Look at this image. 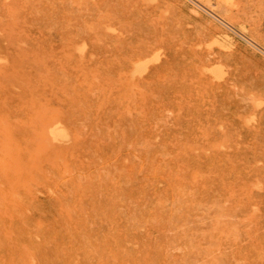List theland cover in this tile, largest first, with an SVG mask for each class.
<instances>
[{
	"label": "rangeland",
	"instance_id": "374dc122",
	"mask_svg": "<svg viewBox=\"0 0 264 264\" xmlns=\"http://www.w3.org/2000/svg\"><path fill=\"white\" fill-rule=\"evenodd\" d=\"M236 1L237 2L239 1V5H238V3L234 4V2H236ZM263 2H264V0H235V1L228 0L227 2H226V0L225 1L224 0H210V5L211 4L216 5V3L218 6L220 5L219 7H217V6L213 7L212 5L211 6L209 5V0H207V1L206 0L205 1L204 0H196V1L195 0L194 1L193 0L192 1L191 0H0V22H1L0 27H3V25H4V28H5V29L0 28L1 29L0 30V55H1L0 56V62H2V63H0V69H1L0 70V156L4 157L1 160L3 163L0 161L1 165L3 164L2 165L3 168H2V166H0L3 169V171H2V169L0 168V171H1L0 172V225L2 224L1 221L3 222V224H2L3 226L2 225L0 226V229H1V227L3 229V230L1 229L2 231L0 230L1 231L0 232V253H1L0 264H2V263H4V264L9 263L10 264V261H11V264H19L20 261H22V262H20V264H31V263L37 264V260L39 261L38 262L39 264H42V262L44 264H50L51 262H52V264H84V263L85 264H110L112 261L116 262V264H119V261H120V263L122 262L121 264H128L129 262H130L129 264H131V262H132V264H137L138 262L137 263H135V262L138 260H140V261L142 260V262L140 264H145V263H147V264H154L155 263L156 264V262H157V264H163L164 262H165L164 264H171V260L173 258L174 259L172 262H175V264H176V262L178 260L180 261L181 256L185 259L186 255H188V254H190L189 255L190 258H188V256L185 260L182 258L180 261L181 262L180 264H184V263L189 264L187 259H189L190 264H192L193 262H194V264H196L198 261L197 258L200 256H198L197 258H194V259H197L196 262L194 259H192V257L193 256L196 257L197 254H200L201 250L199 247L203 248V250L201 252L202 255L200 254L201 256H203V257H201L202 262L199 261L201 264H205V263L216 264V262L219 261L218 259L220 258L221 255H222L221 259L223 258L222 259L223 264H229L231 261L232 262L230 264H236L237 262H238V264L239 263L249 264L251 260L256 261L255 264H257V263L264 264V261H263L264 260V257H263L264 256V248H263L264 242H262V240L264 239V232H263L264 225H262V223L264 224V221H262L264 218V215H262V214H264V111L260 112V110L261 111L264 110L263 109L264 108V60H263L264 59V44H263L264 43V40H263L264 39L263 38L264 12H263V9L261 8V6L264 8ZM236 4H237V6H234ZM240 4H241V6H240ZM238 6L240 9L236 8ZM212 7H213V9H212ZM241 7H242V9H241ZM238 9H239V11H238ZM209 11H211V12H209ZM215 12H217V13H215ZM229 12L232 14H229ZM233 13L234 14L238 13V14L234 15ZM214 15H217V17ZM229 15H230V19H229ZM243 15H245V16H243ZM236 16H238V21L234 20V18L237 19ZM242 16H243V18L246 17L245 18L246 20L243 19ZM226 18H228L229 20ZM247 18L248 19L250 18V20H252V21L250 22L248 20V22H247ZM240 19H243L244 21L240 20ZM239 22H240V24H239ZM253 22H254V24H253ZM249 23L252 25V28H251V26L249 27ZM230 25L232 28L228 27ZM255 25H256V27H254ZM219 26H220V28H218ZM146 28H148V29H146ZM217 28L221 29V30H218ZM254 28H255V30H254ZM259 28H260V30H258ZM6 29H7V32L4 31ZM235 29H237V30H235ZM261 29H263V31ZM256 30H258V31H256ZM241 31L243 34H241ZM249 31H250V34H249ZM8 32H9V34H10V32H12V34L14 36L10 37V35H12V34L8 35L7 34ZM236 32L240 33V34H237ZM251 32H256L255 33L256 35L252 34V36H251ZM260 32H261L260 35H262V40H261L260 35L259 36L257 35ZM6 36L10 37V38H7ZM20 36L23 38H20ZM242 36L247 38L248 40H251V41H248L247 39L243 38ZM248 37H250V38H248ZM26 38H28V39H26ZM29 38H30V40H29ZM33 39L34 40L37 39L38 42L34 41ZM255 39H257V40H255ZM31 40L33 42H31ZM24 41L25 42L29 41V42L25 43ZM159 41H160V43H159ZM30 42H31V45L29 44ZM35 42L38 43L39 45L37 46V44H35ZM21 43L24 45L27 44L28 48L24 45H21ZM32 43H34V45H36V47H35L36 51H35V48H33L34 45ZM242 44H244V45H242ZM259 44H260V46H258ZM22 46L25 49L22 50ZM6 47H7V49H6ZM31 47L33 48L32 50H31ZM20 50H22L23 53ZM229 50H231L232 53H231V51L229 53ZM7 51H10L11 53L9 54ZM31 52L35 53V54H32ZM36 52L39 54L40 57H42L41 59H43V60H40L39 56H36L37 55ZM16 53L17 54L20 53L19 56L22 55L25 57H23V59H22L21 58L22 56L21 57L14 56V55H16ZM223 53H224V55H222ZM6 54L8 57L6 56ZM199 54H201V55H199ZM218 54H220V55H218ZM26 55H29V57L28 56L26 57ZM32 55H35L36 57H38V60H36L37 58L35 56H32ZM9 56H11V57H9ZM13 56H14L15 60L16 59L21 60V61H18V65H19V63L22 62L21 65H19V66L16 65L18 68L15 66V64H14V66L12 65L13 62L15 61L14 60L12 62ZM199 56L200 57L202 56V59L203 58L204 59L201 60ZM218 56H220V57H218ZM222 56H223V58H222ZM32 57H35V58L33 59ZM198 57H199V59H198ZM225 57L228 60H225L224 59ZM9 58L11 59L12 63H10ZM217 58H218V61H216ZM222 59L225 61H222ZM27 60H29V61H27ZM198 60L199 61L201 60V62H199ZM16 61H15V63H16ZM223 62H225V63H223ZM226 62H228L227 63L228 65L226 64ZM196 63H197V66H199V64H200V66L196 67ZM205 63H207V64H205ZM7 64L12 66V67L9 66V67H11L10 70L15 69L13 67H16V69H19L17 71L13 70L14 72L19 71L18 75H16L17 73L14 74V72L9 73L8 72L9 69L7 70V68H6V73L5 72L3 73V71H5V70L4 69L2 70V68H4L5 66L8 67ZM60 65L63 66V69L65 68V70L61 69ZM204 68H206V69H204ZM75 69L79 72V74L82 73L83 76H85V77H83L85 79V81H84V79L81 80L82 75L79 76L80 85L78 84L79 83L78 78H76V76H75L76 73H78L77 71H75ZM209 69L212 71V73H213V71H215V72L212 74ZM20 70H22V71L20 72ZM23 70L25 72L24 73L25 75L23 74ZM81 71H83V72H81ZM8 73L10 74L9 76H8ZM19 73L20 74L22 73V76H24V77H21V75ZM84 73H85V75H84ZM204 73H206V74H204ZM11 74L16 75V76H12ZM207 74H209V76L212 74L213 76L211 75V77L208 78ZM220 75L223 78H221ZM13 77H16V79H17V77L19 79L22 78V80L21 81H19L18 79L15 80V78H13ZM76 81L78 83H76ZM215 81H218V82L215 83ZM220 82H223V83H220ZM90 83H91V85H92V83L94 85L91 87ZM95 83H97V85H99V87ZM75 85L80 86V87H78L79 89ZM81 85H83V87ZM72 86L76 87V88L73 87V89H72L73 92L71 91ZM88 86H90V88H92V89H94L93 88L94 86H97L98 88L95 87L96 90H92ZM100 87H102V88L100 89ZM74 89H75V91H74ZM76 89L79 90L80 93H78L79 91L77 92ZM97 89H98L99 93H97ZM236 89H237V91H236ZM239 89H241V91L243 93ZM87 90H88V94H87L88 98L86 100V98L85 99L82 98L83 97L82 95H84L85 91L87 93ZM5 91L6 92L10 91V94L8 95V97H7V95H5V94H8V93H5ZM92 91H93V93H91ZM244 92L246 94H247V92H250V93H248L246 95ZM76 93H77V95H76ZM89 93H91L92 95L94 94V96L96 95V97H93L95 100L90 99L89 100L90 102L88 101L90 96H92ZM241 93L244 94L245 96L241 95ZM79 94L82 96L81 98L83 100L80 97H78V96H80ZM249 94H251L252 96ZM72 95L75 97H73ZM237 95H239V97ZM87 96L85 95L84 97H87ZM107 96L110 97L109 99L112 100V102H114V103H112L108 99ZM246 96H248L247 100H245ZM250 96L253 97V100ZM6 97H7V99H6ZM76 97H78L77 100H76ZM73 98H75V99H73ZM97 98H100V99L97 100ZM236 98H238V99L240 98V100H242V99H244V100H242L240 102L238 99L236 100ZM78 99L79 100L81 99L82 101L81 100L78 101ZM116 99H118V100H116ZM129 99H130V101H129ZM72 100L76 101V102H74V104L79 102L78 105L76 104V107H74V104H72L73 103ZM84 100L87 102H85ZM91 100L96 102V103H98L100 100H102V102L106 101L107 106L105 103L101 104L99 102V108H101V105L103 107L105 105V107L98 109V113H97V110L96 111H94V110L96 108H98L97 107L98 104H96L95 105L96 107H94V102L92 104ZM127 100L130 102V104L127 102ZM253 101L255 104L253 103ZM81 102H83V104ZM108 102H110L109 103L110 105H108ZM86 103H89V104H86ZM119 103H121V106ZM238 103H241V105ZM242 103H243V105H242ZM111 104H114V106ZM132 104H133V106H132ZM245 104H246V107H244ZM79 105H80V107H79ZM88 105H89V107H88ZM117 105L119 108V112H122L120 114L123 116L127 112L126 113L127 117L124 115L122 118V116L120 117V115H118L119 113L116 112L118 110H115V108L117 109ZM128 105L130 106V108ZM72 106H73L74 111L71 110ZM90 106L91 107L93 106V108H90ZM67 107H71L70 110L72 112L69 111V108L67 110ZM248 107L249 108L251 107L250 110H253V111H250V110L248 111L247 110ZM136 109L140 112L136 111ZM102 110H104V112ZM124 110H125V112H124ZM107 111H109V112H107ZM112 111H114V113ZM101 112L105 116H103V114ZM133 112L136 114H134ZM90 113H91V115H90ZM110 113H111L113 118L109 117V116H111V115H109ZM128 113H130V114H128ZM92 114H96V115H94V117L95 116L96 117L92 118V120L94 119L93 122H92V120H90V117L93 116ZM131 114L138 116V117L136 118L134 116V118H133V116ZM144 114L146 117H144ZM147 114L149 115V117L147 116ZM77 116H79V117H77ZM100 117H103L102 120L104 123H106V119L111 123H109V125H108V122H107V124H104V123L102 124ZM121 118L123 119V121H122L123 124H122V122L121 123H119L118 121L115 122L116 119L121 121L122 120ZM125 118H129L128 119L129 122H127V120ZM76 119H79V120L77 121ZM134 119H136V121L139 120L140 122L138 123ZM150 119L152 121L151 122L152 125L150 124V121H148ZM50 120L52 121V123L50 122ZM95 120H97V122ZM98 120L101 123V125H104V126L108 125V126L107 127L101 126L100 123L98 122ZM94 121H95L96 126L93 127V125H92L93 128L92 127L91 128H92V130L99 129V130H97L98 133H97V131L95 132L96 134L93 133V131L91 132V129H90V126H91V124H94ZM132 121L133 122L135 121V122L133 123ZM90 122H91V124H90ZM125 122L129 123V124L133 123V124H135V126L134 125L130 126V125L126 124ZM116 123H118V124H116ZM124 123L126 126L124 125ZM137 123L139 124V126L137 125L138 127L136 126ZM51 124H52V126H50ZM58 124H60V126ZM120 124L125 127L124 128L125 133H130L131 131H132V133H130V135L125 134L126 135L125 136L124 133H122L123 131L122 132L120 131V129L123 130V127ZM144 124L146 125V127H148V129L145 127ZM97 125H99L101 127H98ZM118 125L121 126L122 128L119 127ZM109 126L111 127V129H109L110 128ZM114 126H115V128H114ZM117 126L120 129H118ZM129 126L132 127V129H129L131 131L128 130ZM141 126H143V129L139 128ZM149 127L151 128V130ZM126 128H127V130H125ZM45 129H46V131H45ZM139 129H141L142 131L141 130L140 131L144 133L143 136L141 135V132L139 131ZM153 129H154V131H153ZM106 130H108V131L106 132ZM115 130H117L118 132L120 131V132L117 133ZM137 130L139 131L140 134H137L138 133ZM159 132H160V135H159ZM107 133L109 134V136L111 133L110 137H112V139L111 138L109 139V144L111 145L112 142L114 143L111 146L107 142L108 141V134ZM48 134H50V135H48ZM153 134H155L154 138L152 136ZM157 134H158V136H157ZM169 134H171V136ZM119 135L121 137H123V135H124V138H122L123 141H120V142L118 141V143H117V140L119 139ZM127 135H128V137H127ZM136 135H138L137 136L138 138L136 137ZM103 136L104 137L107 136V137H105V139H103L104 138ZM117 136H118V139H117ZM140 136H142V139L146 138L145 141L140 139L142 142L144 141L143 142L144 144H142V142L139 140V138H141ZM121 137H120V139H121ZM98 138L100 140L102 139L101 140L102 142L100 140H98ZM158 138H160V139H158ZM171 138L173 140L175 139L174 142L177 141V143H176L177 146L175 148L173 147V145L175 146V143L172 142L173 140H171ZM125 139H127V140H125ZM128 139H129V141H128ZM147 139L148 140L151 139L150 140L151 144H149L150 143L149 141L146 142ZM168 139H170L169 140L170 143L172 142L171 146L167 145V144H170ZM103 140H104V142L106 140V142H107V143L105 142L106 145L108 144L110 147L108 145L106 146L105 143L103 144ZM113 140H115V142ZM130 140H131V142H132V140H133V142H136V141L137 142L131 143ZM138 140L140 141V144L142 145V147L140 146ZM161 140H163V141H161ZM98 141H99V144H98ZM152 142L153 143L155 142L154 145L152 144ZM119 143H121V144H119ZM124 143H125V147H124ZM160 143H162V144H160ZM178 143H179V145H178ZM12 144L16 148L15 147L12 148L13 147ZM132 144H133V147H131ZM134 144L135 145L137 144V147L138 148L140 147V149H138L137 147L135 148ZM147 144H148V146L151 145V147H149V148H152L154 146L156 149H153L154 148L153 147L152 148L153 152L151 149H150V151H149V149L146 150V148H148V146H146ZM95 145H96V147L93 148V146H95ZM99 145L102 146L101 147L102 149L100 148V150H102V152L100 151L98 153ZM128 145H130V146H128ZM161 145H163V146H161ZM23 146H25V147H23ZM103 146L106 148H104ZM113 146H115L116 148ZM167 146L169 149H166ZM111 147H113V150L111 149ZM119 147H121V149ZM7 148H9L10 151H9V149L7 150ZM95 148H98V149H95ZM117 148H119V149H117ZM188 148H192V149H190V152L192 151V153L189 152ZM197 148L199 149L198 150L199 152L196 151ZM92 149H94L96 153L93 152L94 150H92ZM105 149L107 151H104ZM141 149H142V151H141ZM177 149H178L180 154L177 153L178 152ZM187 149H188V152H187ZM193 149H195V151L197 152V153L195 152L196 154L193 152ZM72 150H73L72 153H74V155L71 153ZM115 150H117V151L115 152ZM155 150H157V152ZM180 150L185 155L184 154L182 155ZM86 151L88 152V154H90V157ZM103 151H104V153H103ZM170 151H172V152H170ZM109 152H111V153L113 152V154H111V153L109 154ZM126 152H127V154H126ZM142 152L144 154H142ZM154 152H156V154L157 153L159 154L158 159L159 158L162 159V162L160 160H157L156 154ZM56 153H58V154H56ZM93 153L95 155L98 153L99 156L98 155H96V156H98V158L104 162L103 163L104 165L107 164L106 167L102 166V162L98 158H96V156L93 155ZM101 153L103 156L101 155ZM145 153H147V154H145ZM63 154L65 155L66 159L63 157ZM77 154H78V156H77ZM134 154L137 157H135ZM177 154L180 155L179 156L181 158L180 161H179L180 158L177 157ZM66 155L67 156L69 155V157H73V158L75 157V159L73 161L69 162V160H72L73 158L69 159V157L67 158ZM82 155L83 156L87 155V156H85V158H81ZM91 155H92V157H91ZM107 155L109 157H107ZM110 155H112V156H110ZM123 155H124V158H125V156H126V158L122 159L123 161H121L120 156H123ZM127 155L129 157H127ZM94 156H95V158H94ZM146 156L148 157L149 160L146 159ZM153 156L155 157V159L152 158ZM183 156H186V157L183 158ZM187 156H188V158H187ZM106 157H107V159H106ZM197 157H198V159H196ZM88 158L91 159L92 161H94V160L95 161L92 162ZM102 158H104V159H102ZM116 158L118 159V161H120V164L118 163V165L115 164V162H118ZM128 158L129 159L131 158L132 161L129 160ZM150 158H152V160ZM165 158H166V161H165ZM76 159L80 160L83 165L86 164V166H87L88 162L89 163L91 162V164H89L90 166L88 165V168H87L85 166H82L81 162H79ZM96 159H97V162H96ZM112 159L114 162H112ZM127 159H128V161H127ZM200 159H202V162L200 161ZM64 160H66V161H64ZM124 160H125V162L126 161L127 162L125 163ZM143 160L145 162L148 161L147 163H149L150 165H151V162L153 164L150 166L149 164L145 163ZM155 160H157V161L155 162ZM18 161H20V162H18ZM67 161L70 164H68ZM77 161L79 163H77ZM158 161H159V163H158ZM189 161H191V162H189ZM179 162L181 165L176 166L175 164L178 165ZM206 162H208V163H206ZM17 163L21 167L18 166ZM92 163H95L96 166H99L100 170H102L103 167L106 169L108 167V169L107 170L104 169V171L102 170L104 172V175L102 174L103 173L102 171H101L102 173L98 172L99 168H97V167H96L97 171L94 172L95 169H94V171L92 169H93V167L95 168V165ZM108 163H109V165H108ZM155 163H158L159 165L155 164ZM97 164H99V165H97ZM110 164H112V166H110ZM113 164H115L116 166ZM144 164H145V167H144ZM182 164H185L186 166L182 165ZM122 165H124V167ZM137 165H138L139 169H135V168H137ZM146 165H149L148 166L149 169H147ZM153 165H155V166H153ZM202 165H205V166L202 167ZM78 166L80 168H77ZM15 167H16V169H15ZM22 167H26V168L24 169ZM56 167L58 169L57 172L55 171ZM89 167H91V168H89ZM114 167H115V169H114ZM21 168H22V170H21ZM52 168H54V169H52ZM83 168L85 170H83ZM143 168H146L148 170V172L146 171V169L144 170ZM170 168H171V170H170ZM212 168L213 169L216 168V171L214 172L215 169L213 170ZM23 169H24V171H23ZM116 169H118V170L122 169L123 172L116 171ZM124 169L126 170L127 174L124 173L125 172ZM142 169L146 172L141 173V172H143ZM206 169H208V170H206ZM25 170H26V172H25ZM89 170H90V172H89ZM111 170L115 171V172H112V175H110ZM159 170H161V171H159ZM166 170H168V171L170 170V173L168 171L166 172ZM21 171L25 172V175L27 174V176L23 175L24 174L23 172H22L23 174H21L20 173ZM28 171H29V173H28ZM82 171H84V172H82ZM85 171H87V172H85ZM108 171H109V173H108ZM133 171H134V173H133ZM173 171H174V173H173ZM49 172H50V174L47 175V173H49ZM76 172L77 173L80 172L79 175H81V181H79L80 176ZM88 172L89 173L92 172V174L94 173L95 178H97L96 179L97 181L95 180L94 186H91V185H93L92 182L94 181L93 179H95V178L92 177L93 175H90L91 177L89 176L90 177L89 178L88 174H86ZM105 172L108 173L109 176H106ZM128 172L130 174H128ZM159 172H161V173H159ZM30 173H32V175H30ZM52 173H55V174H52ZM84 173H85V175H84ZM97 173H100V174H97ZM117 173H118V176L120 175V179H122L123 181L118 178ZM132 173L133 174L138 173L139 175L136 174L135 178L132 179V177H134V175ZM59 174H61V175H59ZM65 174H67V175H65ZM73 174L74 175L77 174L76 176H77L78 180H77V178L73 179V177H72ZM123 174L124 175L126 174L127 176L126 175L123 176ZM172 174H173L174 180H173V182H169L168 179L170 177H171L170 180H172ZM205 174H207L208 176ZM210 174H211V176H210ZM45 175H46V178H45ZM56 175H57V177H56ZM100 175L103 178V180L101 182L99 180V179H101V177H99ZM148 175L149 176L152 175L154 177L151 176L152 177L151 178ZM166 175H168V176H166ZM175 175H176V177H174ZM204 175H205V177H204ZM216 175H217V178L215 177ZM16 176H18L19 178H17ZM67 176H69L68 177L69 182L64 185L63 182H65L64 179L66 180ZM141 176L144 179L142 178V180H141ZM145 176H148V177H145ZM22 177H24V178H22ZM32 177H33V179H32ZM104 177H105V179H104ZM125 177H127V179ZM138 177H140V179ZM160 177L163 179V181H162V179H160ZM27 178H29V179H27ZM124 178H125V180H124ZM129 178H131L132 181L129 180ZM147 178H150V183L148 181L149 179H147ZM177 178H179V179H177ZM68 179L66 180V182L68 181ZM70 179H72V180H70ZM89 179H91L92 181H90ZM153 179L154 180L156 179L155 180L156 182L152 181ZM19 180L20 181L24 180L22 182H25V185H24V183H21V184H19V186L24 185L25 189H23V187H21V186H20V188H19V186H17L16 182L18 183ZM52 180L53 181L55 180L56 182L55 181L52 182ZM73 180H74V183L76 180L78 182H80V183L76 182V184L77 185L80 184L81 186H82L81 183L83 181V183H84L83 186L88 184V187L85 186L82 188L79 185L77 186L76 184L72 183ZM87 180H89V181L87 182ZM104 180H106V181H104ZM136 180H139V181H136ZM20 181H19V183H20ZM124 181H126V182H124ZM165 181H166V183H165ZM176 181H177V183H176ZM213 181L214 182L216 181L218 183L217 187L213 186V185L217 184L216 182H215L216 183L215 184ZM224 181H226V183ZM39 182H41L40 184L43 183L44 185L43 184L40 185ZM61 182H62V184H61ZM231 182H233V183H231ZM14 183H15V185H13ZM50 183H52L53 185ZM54 183H57L58 186H57V184L54 185ZM69 183L72 186H69ZM101 183H102V186H101ZM170 183H172V185ZM103 184H105V185H103ZM123 184H125V185H123ZM127 184H129V185H127ZM149 184H151V185L149 186ZM163 184L166 186V187H164V191H163V189H161L164 186ZM231 184H232V186L234 184L235 185L237 184V185L236 186L234 185L233 186L234 188H233L231 186ZM50 185L53 187V190L51 189ZM152 185L153 186L155 185L154 188H152L153 187ZM161 185H163V186L160 188ZM167 185L170 186V188ZM219 185H220V188H219ZM225 185H228V186L230 185V186L228 187ZM12 186L15 189V191L13 190L14 192H11V190L13 188ZM15 186H16V188H15ZM40 186H42V187H40ZM47 186H48V188H47ZM65 186L69 189H67ZM76 186L80 187L82 190L80 188L77 189ZM173 186H175L177 189L175 187L173 188ZM44 187H46V188L44 189ZM55 187H57V189ZM70 187L72 188V190H70L71 189ZM93 187H95V188H93ZM108 187H109V189L111 188L112 191L109 190ZM128 187H129V189H132L133 191H131V190L129 191ZM149 187H150V190H151V188H152V190L153 189L154 190L153 191L148 190ZM223 187L226 189L228 188V191L231 190L230 191L231 195ZM41 188L43 190H41ZM62 188L64 189L65 192L63 191ZM85 188H87V189H85ZM96 188H98V190ZM117 188H119V190H117ZM133 188H135V190ZM180 188H181V190L179 191ZM210 188H211V190H210ZM240 188L242 190H244L243 192H246L245 193L246 196L244 195V197H242L243 200L241 199V195L243 196L244 193H241L242 190L240 191ZM59 189H62V191L60 192ZM74 189H75V193L73 191ZM83 189L86 191L88 190L89 193L84 191ZM157 189L160 190V191L158 190L160 194L157 193V196H156L155 194H156ZM167 189H170V191ZM44 190L45 191L49 190V191L45 192ZM90 190H91V192H90ZM107 190H109L108 194H107ZM146 190L148 191V193L154 192L155 194L154 193L148 194V193H146L147 192ZM161 190H162V193H161ZM184 190H187L188 194L191 192V194L187 195L190 197V199L187 196H186V198L182 196V193H184L183 195L185 196L187 194L186 193L187 191L182 192L181 195H179V193L181 191H184ZM224 190L227 193H226L225 198L223 199V200H225L223 203L222 198L225 195ZM237 190H238V193H240L239 194L240 197L238 195H236ZM24 191H26V192H24ZM35 191H37L38 196L35 195L36 194ZM68 191L73 192V193L69 192L70 193L69 194ZM78 191H79V193H78ZM95 191H97V192H95ZM216 191H218V192L216 193ZM38 192L42 193V194H39ZM49 192H51V193H49ZM62 192H64V193L67 192L69 194V196H68V194H65L66 195V197H65V195ZM6 193H8V194H6ZM83 193H85L86 195H84ZM100 193L102 196H100ZM124 193H126L127 196L124 195ZM167 193H170L171 197H170V194H167ZM175 193H177V195L180 197H178ZM202 193H204V194H202ZM47 194L49 197L47 196ZM72 194H73V196H70ZM194 194H196V195L194 196ZM11 195H13V196H11ZM28 195H30V197ZM40 195H42V198H40L41 197ZM63 195H64V197H63ZM82 195H84V196L82 197ZM142 195H144V196H142ZM152 195L154 198L150 197ZM174 195H176L175 197H178V199L175 198ZM191 195H192V197H191ZM201 195L205 196V197H203V199H202ZM211 195H213V196H211ZM46 196H47V198H45ZM92 196H93V198H92ZM233 196L234 197L238 196V197H235V200H234ZM79 197H81V198H79ZM89 197H90V199H89ZM110 197H111V200H114L113 202L110 201V199H109ZM166 197H167V199H166ZM181 197H182L183 201H184V198L186 201L188 198L190 201H187V202L188 203L190 202V203L184 204L185 202H183V205H182L181 204L182 200H180ZM226 197H228L227 198L228 201L230 199L231 200L233 199V201L230 200L231 202H228L226 200ZM27 198H32V199H30V200L28 199L29 202H27L28 201ZM113 198H115V199H113ZM125 198H127L126 200L128 202L125 201ZM192 198H194L195 200L194 199L192 200ZM208 198H210V199H208ZM214 198H216V200ZM236 198L237 199L240 198L241 201L239 202L240 199L237 201ZM45 199H48L49 201H51V203L50 202L48 203V200H45ZM51 199H53V200H51ZM58 199H59V202L57 201ZM77 199L79 200V202ZM136 199L138 202L135 201ZM173 199L177 200L178 203H179V200L181 202L179 204L177 203V205H176L175 201H174L175 203L172 202ZM205 199H207V200H205ZM217 199H218V202L220 200L222 202L218 203V202L213 201V200L217 201ZM258 199L260 200V203H259ZM99 200H101V201L99 202ZM103 200H104L103 203H105V204L102 203ZM133 200H134V202H132ZM244 200H245V203H244ZM56 201L59 204L63 201H65V203L63 202V204H62L63 207H62V205H60L61 206L60 207L59 204L56 205V203H57ZM97 201H98V203H97ZM148 201H150V202H148ZM160 201H161V203H160ZM191 201L193 203L196 202L198 204H203V205H199V206H197L198 207L197 208L196 205H194ZM198 201H200V202H198ZM211 201H212V204H211ZM234 201H236L237 203L239 202L240 204L238 203V205H237L236 203H234ZM246 201L247 202L252 201L251 202L252 205L247 203ZM44 202H46V203H44ZM52 202H54L55 205H54V203L52 204ZM88 202L90 204H88ZM110 202L112 203V205ZM117 202H118V206H116ZM207 202H208V204H207ZM232 202L234 204V208H237L236 209V213L238 212L237 215L240 214L241 211L243 212V210L246 211V213L244 211L243 213H241V215H239L240 218L242 217L241 221L239 220L240 219L239 216L237 217V215L235 214V209L232 206ZM106 203H107V205H106ZM121 203H123V204H121ZM172 203L175 205H173ZM205 203H206V205H205ZM241 203H242V205H241ZM24 204L31 205L33 209H30L31 206L27 207ZM43 204L46 208L43 206ZM47 204L48 205L50 204L51 207H50V205L47 206ZM98 204L104 205L105 207L98 206ZM222 204H224L225 207ZM228 204L231 205L230 208H232L234 210L233 211L231 209V213L229 212L230 208H229V211H228V209L226 211V208L229 207ZM235 204H236V206H235ZM255 204H257V205H255ZM36 205L37 206L39 205L38 208ZM40 205H41V208L43 207V210H45V212L44 211L42 212ZM93 205H95V206L93 207ZM159 205H160V207H162L161 209H160ZM210 205H211V207H210ZM214 205H216L214 207V209L215 210L217 209L216 210L217 212H215L213 209ZM239 205H241V206H239ZM243 205H246V206H243ZM261 205H262V207H261ZM24 206H25V210H27V211L31 210L32 213H30L28 215L27 211H25L23 209ZM52 206H55L57 208L59 206L60 210L63 212L64 215H66V217L62 214V212L59 209L57 210V208H56V212H54L55 207L53 208ZM185 206L187 208H189V212H188L189 214L185 213L186 211H188V209H186ZM217 206H219V209H220V207H222L221 208L222 210L221 209L219 210L218 208H216ZM250 206L252 209L250 208ZM96 207H98V211H97ZM100 207H102L104 209H100ZM180 207H183V208H180ZM208 207L212 208L214 212L213 211L210 212V208H209V210L205 209V208L208 209ZM244 207L247 208L248 210L250 208L251 211L252 210L255 211V209H256L257 214H256V212H253V211L251 212L249 210L250 214L245 215L249 212ZM62 208H64L65 210H62ZM166 208H167V210H166ZM195 208H197V210ZM223 208H225V211ZM257 208H258V210H257ZM49 209H51V210H49ZM91 209H95V211L98 213H94L95 211L92 212L93 210H91ZM124 209H125V211L123 212L122 210H124ZM158 209L160 210V212H158L159 211ZM174 209H176V210H174ZM183 209H184V211H180ZM193 209H195V212H197L196 215L193 214L194 213ZM240 209H242V210H240ZM115 210H117V211H115ZM146 210H148V211H146ZM218 210H219V212H218ZM39 211L42 212L41 213L42 216H41V214H39L40 213ZM58 211H60V212L57 213ZM149 211H150V213H149ZM9 212H11V215ZM35 212H37L38 214H36ZM91 212H92V214L89 215ZM107 212H110L108 214V216H107ZM115 212L119 213V214H116ZM134 212H136V213H134ZM182 212H184V214ZM226 212H228L230 214H225ZM23 213H24V215H23ZM48 213L52 214L51 215L52 218L53 217L57 218V219L53 218V221H51V224H49V228H48V223L50 222L49 220L52 218H50V216L46 215ZM56 213H57V215H56ZM60 213L63 216H61ZM65 213H67V214H65ZM163 213H166V216H164L162 218V215H165ZM181 213L184 216L189 215V217H185V219H187V220L184 219L183 215L181 217L179 215V217H178V214H181ZM221 213H222V215H220ZM7 214L11 217L9 218V216H7ZM32 214H33V218L29 219L32 217ZM100 214H102L104 216L105 220H104V218H102L103 216L102 217L100 216ZM15 215H16V217H19V218H15ZM30 215H31V217H30ZM34 215H35V217H34ZM58 215H60L62 217V219L60 218V216L58 218ZM81 215L82 216L86 215V217L84 216L85 220L83 219V217H81ZM129 215H131V216H129ZM255 215L260 216V217H256ZM20 216H21V218H20ZM124 216H126V217H124ZM191 216L193 217V219ZM194 216L196 217V219H199L198 223L201 226L198 228L197 227L194 228L195 224H196V226L198 225V223H195L197 220L194 218ZM64 217H65V219H64ZM92 217H95V218L93 219ZM182 217H183V219H181ZM190 217H191V220H190ZM25 218H28L30 221L29 220L27 221V219H25ZM48 218H50V219L47 220ZM66 218H69L68 220H70L72 222H70V221L68 222V220ZM75 218H76V220H75ZM172 218H174V219H172ZM175 218H176L177 222L178 221H180V222L176 223ZM178 218L180 220H178ZM17 219L18 220L20 219V221L23 219L24 223L18 221ZM58 219H61V220H58ZM81 219H83L82 220L83 223H82ZM89 219H90V222H89ZM129 219H130V221H129ZM153 219H155V220H153ZM156 219H157V221H156ZM159 219L162 221L163 220H165V221L160 222ZM235 219L237 221H235ZM45 220L48 222H46ZM56 220H58L57 221L58 223L56 222ZM86 220H88V221H86ZM92 220H93V222H92ZM102 220H104V221H102ZM151 220L155 222V225L153 224L154 222L153 223L151 222ZM167 220H171V222L167 221ZM246 220L247 221L252 220L251 222L253 224L249 223V221H248L249 224L246 222L248 224L247 225L244 222ZM253 220H255V221H253ZM260 220L262 222H259ZM60 221L61 222L63 221V222L61 223ZM78 221H79V223H78ZM80 221H81V223H80ZM131 221H132L134 226L132 225ZM185 221H187V222H185ZM191 221L192 222L195 221L194 225L192 226L191 229L189 228L190 230L188 229L189 231H187V226H188L187 223L191 222ZM29 222H31L30 223L31 226L28 225ZM54 222L57 225L59 223L61 225L60 224L58 226L56 224L54 225ZM96 222H97V224H96ZM156 222L157 223L160 222V223L157 224ZM164 222H165V224H164ZM168 222L170 224H168ZM182 222L186 224V227H185V224H183ZM238 222L239 223L241 222V223L239 224ZM242 222H244L245 225H247V226H244V228L246 227L245 228L246 231H244V234L249 235L251 233V235H249V236H251L250 237L251 240L247 239V238H249L248 235L243 236L244 234L242 233L243 231H241V230L244 229V228H242V226L244 224ZM21 223L24 225L26 223V226H22ZM93 223H95V225H93ZM109 223L110 224L113 223V224L110 226ZM119 223L122 225H120ZM143 223H145V224H143ZM161 223H163L164 225ZM171 223L174 224L173 228L171 227V225H172ZM181 223H182V225H181ZM235 223H237V224L235 225ZM72 224L75 226H73ZM98 224H100V225H98ZM160 224H161V226H160ZM188 224L192 225L193 223H188ZM205 224L207 226H205ZM238 224H239V226H238ZM250 224H252L253 227ZM4 225H5V228H4ZM34 225L37 228H34ZM150 225H151V227H150ZM167 225H168V227H167ZM84 226H85V228H83ZM153 226L156 228H153ZM249 226H251V228ZM261 226H263V227H261ZM26 227H28V230ZM116 227H118V229ZM120 227L122 228V231L125 233H123L119 229ZM161 227L164 229H162ZM170 227L173 230L172 229H171V231L169 230V233L171 232L170 235H174V236H171V240L169 237L170 235H169L168 231L166 230ZM255 227H256V229H255ZM46 228L48 230L50 228L51 229L48 231V230H46ZM179 228H182V229H179ZM240 228H242V229H240ZM9 229H11V230H9ZM41 229L44 230L43 234H42ZM133 229H135V231ZM146 229L148 231H147V234L145 237V232H146L145 230ZM196 229H198V230H196ZM252 229L254 232L251 231ZM13 230H15V231H13ZM116 230L121 231V232H117ZM247 230L248 231L250 230V231L248 232ZM46 231H47V233H46ZM161 231H162V233H163V231H165V232L162 234ZM175 231L177 234H180L178 236V238H177L176 233L172 234V232L174 233ZM178 231L180 233H178ZM184 231H186L187 233ZM192 231L195 232V235L198 233H199L198 235H201L203 232V235L199 236L198 238L201 237L202 242L203 243L205 242V244H203V243L200 244L199 242H197L198 243L197 244L196 240H200V239L197 238L196 240H193L195 235H193L194 233ZM239 231H241V232H239ZM95 232L97 233V235ZM189 232H192V234L191 233L189 234ZM238 232L242 233V235L240 236ZM9 233H11V234H9ZM15 233H16V235H15ZM28 233H29V236H27ZM36 233H38L40 235L37 236ZM118 233H119V236H118ZM259 233H261V234H259ZM33 234H35V235L32 236ZM110 234H111L112 238H111ZM186 234H188L189 236ZM8 235H9V238H8ZM13 235H15V236H13ZM50 235H51V237H50ZM52 235H54V236H52ZM108 235H109V237H108ZM163 235L164 236L167 235V236H165V238H164ZM255 235H256V237H255ZM11 236H12V239H11ZM40 236H41V238H39ZM91 236L96 239V241H95L96 243L93 242L94 238H93V240H91V239L89 240V238H92ZM125 236H126V238H125ZM128 236H130V237H128ZM192 236H194V237L192 238ZM52 237H53V239H52ZM85 237H86V239H84ZM99 237H101V238H99ZM172 237H176V238H174L175 241L173 240ZM187 237H191L192 239L189 238V240H188ZM252 237H254L256 239V241L254 238H253L254 239L253 240ZM28 238L29 239L32 238V239L28 240ZM81 238H83V240H81ZM113 238H114V240H113ZM133 238H135V241ZM167 238H168V240H167ZM183 238H185V239H183ZM207 238H208V241H206ZM239 238H242V239H239ZM6 239L9 243H12V244L8 245L7 241H6L7 244L6 243L4 244L5 241H2V240H6ZM35 239H38V241H36ZM103 239H104V242H103ZM130 239L132 240V242ZM156 239H157V241H156ZM180 239L181 240L183 239L184 242L181 241ZM217 239H218V241H217ZM229 239H231V241ZM12 240L15 241L16 248H15V244L13 247L14 242ZM43 240H44L46 246L44 245ZM53 240H54V242H52ZM86 240H87V242H86ZM150 240H151V243H150ZM166 240H167V242H165ZM172 240L174 241V243L171 242ZM185 240L186 241L188 240V241L186 242ZM243 240H245L244 243H243ZM257 240H261V241L259 242ZM162 241L164 243H167V244L171 242V244L175 245V248L173 245H171L174 248L173 249L171 246H169L170 244H168V248H169L168 249ZM176 241H179V242H177L175 244ZM192 241H194V242H192ZM250 241H252V242H250ZM29 242L30 243L34 242L35 245L37 244V247L35 248V245H32V247L29 246V244H30ZM113 242H114V244L116 243L117 246L114 245ZM127 242H129V243H127ZM160 242L163 243L164 247H162V244ZM188 242H191L189 248L186 246L189 244ZM200 242H201V240H200ZM207 242H209V243H207ZM239 242L243 243L244 246L246 245L245 247H247V248L249 246L250 247L254 246V247H251V248L249 247L250 249H247L243 245L241 246L240 245L241 243H239ZM247 242L251 243L252 245H250L249 243H248L249 244L248 245ZM254 242H256L258 244V246L256 243L253 244ZM1 243H3V244H1ZM88 243L93 245V246L90 245V247L88 246L89 249L87 248V245H85ZM93 243L97 244V246L99 248L96 247V245H94ZM98 243H100V244H98ZM148 243H149V245H148ZM178 243L179 244L183 243L184 247L186 249L188 248L187 251H186V249L184 250L183 247L181 249V246H183V245L181 244V246H179ZM192 243L195 245H193ZM260 243H262V245ZM20 244H23L24 248H26V246L30 247V248L27 247V249H25L26 252L29 249L30 254L28 253V255L26 256L25 255L26 252L23 250L24 248L22 247V245L20 246ZM24 244H26V246ZM47 244H51V245L47 246ZM103 244L105 245V247H103ZM109 244H110V246H109ZM120 244H121V246H120ZM139 244H141V245L139 246ZM152 244L154 245V247H152L153 246ZM155 244L158 245L157 247L160 250H158L157 247H155L156 246ZM1 245H3V246H1ZM52 245L55 247H53ZM83 245H85V246L83 247ZM159 245H160V247H162V251H161V248H159ZM39 246H41V247H39ZM50 246L54 248V249L50 248L51 251H50V249H48ZM119 246H120V249H122V250H119ZM126 246L128 249H130V251H129L130 253L127 252L128 250L125 251ZM143 246L146 247V250L144 249L145 251L142 249ZM148 246H149V250L151 249L150 247H152L154 250L149 251ZM256 246L258 248H256ZM92 247H94V249ZM121 247H123V248H121ZM170 247L172 249H170ZM193 247H197L196 248L197 250L194 249ZM211 247L213 248V250L211 249ZM239 247H240V249H239ZM4 248H5V252L7 253V255L5 257H2L6 254L4 252ZM13 248L15 250L17 249L16 252ZM40 248H41V250L43 248V250H42L43 252L40 250ZM90 248L92 249V251ZM112 248H113V250H112ZM117 248H118L119 252L120 251L121 252L123 251V252L121 254L119 252H115L117 250ZM208 248L211 249L210 252H209ZM241 248L243 250H245L246 252H248L247 250L253 251V253H254V251H257V252H255L256 254H252V252L249 251L251 254L248 253V255L250 254L249 255L250 258L249 257L248 258L249 259L252 258V259L248 260V258H244V255H246L245 257L248 256L245 251L242 252V254H244L243 257H242V255H240L241 251H243ZM253 248H256V249L254 250ZM20 249L23 250L24 253ZM32 249H34V251ZM81 249H85V250L87 249V250L81 251ZM98 249L99 250H101V249L105 250L106 249L105 252H107V253H110V252H115V253H111L110 256H108L109 254H107V253L105 254V252L102 250L103 253L100 251L102 254H99L100 252L98 251ZM163 249H164L165 253L163 252ZM190 249L193 252H190L191 251ZM206 249H207V252H209V253H204L205 252L204 250H206ZM222 249H224V250L226 249L227 251L230 250L231 252L227 253L226 251L224 252V250H222ZM236 249H239V250H236ZM259 249H261V250H259ZM53 250H56V251L54 252ZM93 250H94V252H93ZM108 250H109V252H108ZM147 250L149 252H147ZM155 250L157 253H155ZM170 250H171V255L169 256ZM194 250L197 251L198 253L195 252ZM198 250H200V251H198ZM233 250H235V251H233ZM2 251L4 252V254L2 253ZM8 251H10V252H8ZM17 251H19V252H17ZM31 251H33L32 253L35 252V254H32ZM45 251L48 252V253H46L47 255H45L46 258L43 257L45 254ZM167 251L169 252V254H167L168 253ZM182 251L185 252V254H183ZM211 251H213V253L215 252V254H213ZM14 252L18 255L16 256V254H14ZM89 252H90V254H89ZM91 252H92V255H91ZM136 252H137V254H135ZM186 252L188 254H186ZM194 252L196 253V256L194 255L195 254ZM216 252H218V253H216ZM41 253H43L42 257H41V255H42ZM116 253H118V254H116ZM123 253L127 255V256L125 255L126 257H123L124 259L122 258ZM143 253L145 254V256L146 255H148V256L144 257ZM160 253H161L162 257L160 256ZM179 253H181L182 255ZM210 253H212L214 255V257H213V255L211 256ZM50 254H52L51 255L52 257H50ZM97 254H98V256H97ZM129 254H133V258H131L132 255H129ZM152 254H154L153 257H152ZM174 254H175V256H174ZM178 254H179V257L176 256ZM219 254H221V255L219 256ZM8 255H9V257H7ZM10 255H12V258ZM14 255H15L16 260H17V258L19 259V261H17L18 263H16L14 261ZM23 255L25 257H23ZM37 255L40 256L39 257L40 259H38L36 257ZM90 255L93 259L92 258L90 259V257H89ZM111 255H112V258H111ZM120 255H122V256H120ZM135 255H136V257L138 255V260H136L137 258L135 257ZM206 255H208V256L206 257ZM94 256H95V258H94ZM104 256H105V258L103 259L102 257H104ZM117 256L120 258H117ZM129 256H130V258H129ZM142 256H143V258H140ZM164 256L167 260H165V258H163ZM215 256H216V258H215ZM6 257L8 258L7 262L3 261ZM28 257H29V259L27 260ZM96 257L97 258L100 257V258L97 259ZM109 257L111 259H114V258H116V259H114L112 261L110 260L108 262ZM171 257H173V258L171 259ZM176 257L179 259L176 260ZM204 257H206V259H204ZM227 257H228V260H227ZM7 258L5 260H7ZM23 258H25V259H23ZM30 258L32 260H30ZM125 258H128V259H125ZM144 258L146 260H143ZM149 258H150V260H152V263H149V262H151L150 260H148ZM154 258L156 260L158 259L159 261L158 260L156 261ZM160 258H161V260L164 259V261L163 260L160 261ZM129 259H130V261H129ZM213 259H214V261L216 259V262H214ZM244 259H246V261ZM42 260H44V261H42ZM125 260L126 261L128 260V262L127 263L124 262ZM153 260H155L154 263H153ZM174 260H176V261H174ZM191 260H192V262H191ZM211 260L213 263L210 262ZM223 260H225V262H227V261L228 262L224 263ZM233 260H237V261H233ZM241 260L244 262H242ZM258 260H259V262H258ZM12 261H14V262H12ZM143 261H145V262H143ZM179 261L177 264H179ZM114 262H112V264ZM186 262H188V263H186ZM199 262L197 264H199ZM220 263H221V260L219 261V264ZM252 263H250V264H252ZM172 264H174V263H172Z\"/></svg>",
	"mask_w": 264,
	"mask_h": 264
},
{
	"label": "bare ground",
	"instance_id": "6f19581e",
	"mask_svg": "<svg viewBox=\"0 0 264 264\" xmlns=\"http://www.w3.org/2000/svg\"><path fill=\"white\" fill-rule=\"evenodd\" d=\"M191 1H192V0H191ZM193 1H194V0H193ZM195 1H196V0H195ZM204 1H205V0H204ZM206 1H207V0H206ZM224 1H225V0H224ZM227 1H228V0H226V2H227ZM230 1H231V0H230ZM233 1H235V0H233ZM215 2H216V1H215ZM218 2H219V1H218ZM193 3H194V2H193ZM235 3H238V5H239V1H238V2H237V1L234 2V4H235ZM263 3H264V2H263ZM263 3H262V4H263ZM197 4H198V3H197ZM214 4H215V3H214ZM262 4H261V5H262ZM209 5H210V0H209ZM209 5H208V6H209ZM211 5H212V4H211ZM211 5H210V6H211ZM210 6H209V7H210ZM212 6H213V7H214V6L219 7L220 5L218 6L217 3H216V5H212ZM234 6H237V4L234 5ZM240 6H241V4H240ZM213 7H212V9H213ZM230 7H231V6H230ZM215 8H216V7H215ZM225 8H226V7H225ZM231 8H232V7H231ZM234 8H235V7H234ZM236 8H239V6L236 7ZM261 8L263 9V12H264V8H263L262 6H261ZM205 9H206V8H205ZM226 9H227V8H226ZM239 9H240V8H239ZM239 9H238V11H239ZM241 9H242V7H241ZM231 11H232V10H231ZM234 11H235V10H234ZM206 12H207V11H206ZM209 12H211V11H209ZM232 12H233V11H232ZM215 13H217V12H215ZM219 13H220V12H219ZM220 14H221V13H220ZM229 14H232V13L229 12ZM233 14H234V13H233ZM235 14H238V13H235ZM235 14H234V15H235ZM240 14H241V13H240ZM242 14H243V13H242ZM221 15H222V14H221ZM214 16L217 17V15H214ZM224 16H225V15H224ZM227 16H228V15H227ZM227 16H226V17H227ZM243 16H245V15H243ZM243 16H242V18H243ZM247 16H248V15H247ZM221 17H222V16H221ZM234 17H235V16H234ZM222 18H223V17H222ZM236 18H237V19L234 18V20L238 21V16H236ZM239 18H240V17H239ZM245 18H246V17H244L243 19H245ZM226 19H228V18H226ZM229 19H230V15H229ZM229 19H228V20H229ZM243 19H240V20H243ZM228 20H227V21H228ZM234 20H233V21H234ZM245 20H246V19H245ZM248 20H249L250 22L252 21V20H250V18H249V19L247 18V22H248ZM224 21H225V20H224ZM227 21H226V22H227ZM236 21H235V22H236ZM243 21H244V20H243ZM0 23H1V22H0ZM2 23H3V22H2ZM5 23H6V22H5ZM233 24H234V23H233ZM239 24H240V22H239ZM253 24H254V22H253ZM216 25H217V24H216ZM228 25H229V24H228ZM0 26H1V25H0ZM250 26H251V28H252V25L249 23V27H250ZM228 27L230 28L231 25L228 26ZM254 27H256V25H255ZM0 28L5 29V28H4V25H3V27H0ZM218 28H220V26H219ZM218 28H217V29H218ZM223 28H224V27H223ZM231 28H232V27H231ZM233 28H234V27H233ZM257 28H258V27H257ZM257 28H256V29H257ZM146 29H148V28H146ZM224 29H225V28H224ZM0 30H1V29H0ZM218 30H221V29H218ZM235 30H237V29H235ZM252 30H253V29H252ZM254 30H255V28H254ZM254 30H253V31H254ZM258 30H260V28H259ZM258 30H256V31H258ZM261 30L263 31V29H261ZM4 31L7 32V29L4 30ZM222 31H223V30H222ZM225 31H226V30H225ZM232 31H233V30H232ZM1 32H2V31H1ZM233 32H234V31H233ZM225 33H226V32H225ZM236 33H237V32H236ZM255 33H256V32H251V36H252V34H255ZM257 33H258V32H257ZM7 34L10 35V34H12V32H10V34H9V32H8ZM15 34H16V33H15ZM237 34H240V33H237ZM241 34H243L242 31H241ZM249 34H250V31H249ZM260 34H261V32H260L259 34H257V35L259 36ZM8 35H7V36H8ZM218 35H219V34H218ZM244 35H245V34H244ZM255 35H256V34H255ZM7 36H6V37H7ZM12 36H14V35H13V34L10 35V37H12ZM10 37H7V38H10ZM242 37H243V36H242ZM256 37H257V36H256ZM256 37H255V38H256ZM260 37H261V40H262V35H260ZM20 38H23V37L20 36ZM33 38H34V37H33ZM235 38H236V37H235ZM243 38H245V37H243ZM248 38H250V37H248ZM253 38H254V37H253ZM257 38H258V37H257ZM263 38H264V33H263ZM26 39H28V38H26ZM245 39H247V38H245ZM29 40H30V38H29ZM33 40H34V39H33ZM247 40H248V39H247ZM255 40H257V39H255ZM255 40H254V41H255ZM263 40H264V39H263ZM20 41H21V40H20ZM34 41L38 42L37 39L34 40ZM248 41H251V40H248ZM252 41H253V40H252ZM24 42H25V41H24ZM28 42H29V41H28ZM28 42H25V43H28ZM31 42H33V41L31 40ZM31 42L29 43L30 45H31ZM36 42H35V44H37V46H38L39 44L36 43ZM240 42H241V41H240ZM159 43H160V41H159ZM29 44H28V45H29ZM32 44L34 45V43H32ZM251 44H252V43H251ZM263 44H264V43H263ZM21 45H24V44L21 43ZM242 45H244V44H242ZM24 46H26V47L28 48L27 44L24 45ZM159 46H160V45H159ZM255 46H256V45H255ZM258 46H260V44H259ZM20 47H21V46H20ZM32 47H33V46H32ZM32 47H31V50H32L33 48H35L36 45H34L33 48H32ZM37 48H38V47H37ZM230 48H231V47H230ZM6 49H7V47H6ZM20 49H21V48H20ZM23 49H25V48L22 46V50H23ZM29 49H30V48H29ZM22 50H20V51L22 52ZM31 50H30V51H31ZM232 50H233V49H232ZM234 50H235V49H234ZM20 51H19V52H20ZM35 51H36V48H35ZM35 51H34V52H35ZM230 51H231V50H229V53H230ZM251 51H252V50H251ZM253 51H254V50H253ZM262 51H263V50H262ZM7 52H8L9 54L11 53L10 51H7ZM226 52H227V51H226ZM254 52H255V51H254ZM22 53H23V52H22ZM24 53H25V52H24ZM31 53H32V52H31ZM231 53H232V51H231ZM9 54H8V55H9ZM19 54H20V53H19ZM19 54L16 53V55H14V54H13V55H14V56H19ZM32 54H35V53H32ZM36 54H37L36 56H39V54H38L37 52H36ZM220 54H221V53H220ZM220 54H218V55H220ZM227 54H228V53H227ZM199 55H201V54H199ZM222 55H224V53H223ZM0 56H1V55H0ZM6 56H7V54H6ZM6 56H5V57H6ZM14 56H13V60H12V62L15 60V59H14ZM21 56H22V55H20L19 57H21ZM27 56L29 57V55H26V57H27ZM32 56H35V55H32ZM36 56H35V57H36ZM7 57H8V56H7ZM9 57H11V56H9ZM19 57H18V58H19ZM23 57H25V56H22L21 58L23 59ZM35 57H32V58L34 59ZM157 57H158V56H157ZM199 57H200V56H199ZM199 57H198V59H199ZM215 57H216V56H215ZM218 57H220V56H218ZM228 57H229V56H228ZM228 57H227V58H228ZM36 58H37L36 60H38V57H36ZM41 58H42V57L39 56V59H40V60H43V59H41ZM196 58H197V57H196ZM222 58H223V56H222ZM9 59H10V58H9ZM9 59H8V60H9ZM200 59L203 60L204 58L202 59V56H201ZM224 59H225V60H228V59H226V57H225ZM16 60H17V61H16ZM16 60H15V61H16L17 64H16L15 61H14L13 64H12L13 66H14V64H15V66L18 65V61H21L20 59H16ZM31 60H32V59H31ZM201 60H200V61L198 60V61L201 62ZM208 60H209V59H208ZM225 60L222 59V61H225ZM263 60H264V59H263ZM9 61H10V63H12V62H11V59H10ZM27 61H29V60H27ZM27 61H26V62H27ZM198 61H197V62H198ZM209 61H210V60H209ZM216 61H218V58H217ZM219 61H220V60H219ZM202 62H203V61H202ZM0 63H2V62H0ZM5 63H6V62H5ZM5 63H4V64H5ZM7 63H8V62H7ZM21 63H22V62H21ZM21 63H19V65H21ZM219 63H220V62H219ZM223 63H225V62H223ZM227 63H228V62H226V64H227ZM8 64H9V63H8ZM8 64H7V65H8ZM202 64H203V63H202ZM205 64H207V63H205ZM19 65H18V66H19ZM210 65H211V64H210ZM213 65H214V64H213ZM213 65H212V66H213ZM227 65H228V64H227ZM9 66H11V65H8V67H9ZM60 66H61V65H60ZM199 66H200V64H199ZM199 66H197V63H196V67H199ZM8 67L5 66L4 68H2V70H3V69L5 70V71H3V73H4V72L6 73V68H7V70L9 69V71H8L9 73H13V72H14L13 70H16V71L19 70V69H16L17 66H16V67H13V68H15V69H12V70H10V68H11L12 66L9 67V68H8ZM222 67H223V66H222ZM17 68H18V67H17ZM19 68H20V67H19ZM61 69H63V66H61ZM204 69H206V68H204ZM0 70H1V69H0ZM63 70H65V68H64ZM209 70H210V69H209ZM16 71L14 72V74L17 73L16 75H18V72H19V71H18V72H16ZM21 71H22V70H20V72H21ZM75 71H77V70L75 69ZM79 71H80V70H79ZM207 71H208V70H207ZM210 71H211V70H210ZM219 71H220V70H219ZM77 72H78V71H77ZM81 72H83V71H81ZM199 72H200V71H199ZM214 72H215V71H213V73H214ZM222 72H223V71H222ZM222 72H221V73H222ZM226 72H227V71H226ZM9 73H8V76L10 75ZM24 73H25V72H24V70H23V74H24ZM75 73H76V72H75ZM211 73H212V71H211ZM213 73H212V74H213ZM19 74H20V73H19ZM77 74H78V75H77ZM204 74H206V73H204ZM204 74H203V75H204ZM212 74H211V75H212ZM224 74H225V73H224ZM224 74H223V75H224ZM6 75H7V74H6ZM11 75H12V76H16V75H13V74H11ZM20 75H21V77H24V76H22V73H21ZM24 75H25V74H24ZM80 75H82L81 80L84 79L83 77H85V76H83L82 73H80V74H79V72L76 73L75 76H76V78H78V82L80 81V80H79V76H80ZM84 75H85V73H84ZM211 75L209 76V74H207L208 78L211 77ZM215 75H216V74H215ZM77 76H78V77H77ZM212 76H213V75H212ZM218 76H219V75H218ZM18 77H19V76H18ZM18 77H17V79H18L19 81H21L22 78L20 77L21 79H19ZM215 77H216V76H215ZM220 77L223 78L221 75H220ZM225 77H226V76H225ZM13 78H15V80H17L16 77H13ZM218 80H219V79H218ZM84 81H85V79H84ZM84 81H83V82H84ZM78 82L76 81V83H78ZM216 82H218V81H215V83H216ZM213 83H214V82H213ZM220 83H223V82H220ZM68 84H69V83H68ZM78 84L80 85V82H79ZM84 84H85V83H84ZM95 84L97 85V83H95ZM90 85H91V83H90ZM93 85H94V84L92 83L91 87H92ZM223 85H224V84H223ZM75 86H76V85H75ZM75 86H72L71 91H72L73 87H75ZM81 86L83 87V85H81ZM97 86L99 87V85H97ZM97 86H94V87H93L94 89L90 88V86H88V87H89L90 89H92V90H96L95 87H97ZM76 87L78 88V87H80V86H76ZM76 87H75V88H76ZM98 87H97V88H98ZM101 88H102V87H100V89H101ZM7 89H8V88H7ZM78 89H79V88H78ZM84 89H85V88H84ZM66 90H67V89H66ZM76 90H77V89H76ZM88 90H89V89H88ZM88 90H87V93H86V91L84 92V95H82L83 97H82L80 94H79L80 96H78V97H80V98L82 97L83 99L86 98V100H87V98H88V96H87V94H88ZM234 90H235V89H234ZM239 90L241 91V89H239ZM74 91H75V89H74ZM78 91H79V90H77V92H78ZM90 91H91V90H90ZM227 91H228V90H227ZM236 91H237V89H236ZM240 91H239V92H240ZM72 92H73V91H72ZM95 92H96V91H95ZM241 92H242V91H241ZM245 92H246V91H245ZM245 92H244V93H245ZM5 93H8V94H5V95H7V97H8V95L10 94V91H9V92H6V91H5ZM78 93H80V91H79ZM85 93H86V94H85ZM91 93H93V91H92ZM91 93H89V94L92 95ZM97 93H99V92H98V89H97ZM232 93H233V92H232ZM234 93H235V92H234ZM242 93H243V92H242ZM242 93H241V95H244V94H242ZM248 93H250V92H247V94H248ZM74 94H75V93H74ZM74 94H73V95H74ZM81 94H82V93H81ZM239 94H240V93H239ZM245 94H246V93H245ZM247 94H246V95H247ZM73 95H72V96H73ZM76 95H77V93H76ZM85 95H86L87 97H84ZM100 95H101V94H100ZM100 95H99V96H100ZM241 95H240V96H241ZM249 95H251V94H249ZM99 96H98V97H99ZM237 96L239 97V95H237ZM244 96H245V95H244ZM244 96H243V97H244ZM251 96H252V95H251ZM251 96H250V97H251ZM4 97H5V96H4ZM7 97H6V99H7ZM10 97H11V96H10ZM73 97H75V96H73ZM78 97H76V100H77ZM93 97H96V95L94 96V94H93L92 96H90V98L88 99V101H89L90 99H94ZM100 97H101V96H100ZM107 97H108V96H107ZM71 98H72V97H71ZM82 98H81V99H82ZM103 98H104V97H103ZM109 98H110V97H108V99H109ZM111 98H112V97H111ZM247 98H248V96H246V99H245V100H247ZM251 98H252V100H253V97H251ZM4 99H5V98H4ZM6 99H5V100H6ZM73 99H75V98H73ZM81 99H80V100H81ZM83 99H82V100H83ZM98 99H100V98H97V100H98ZM237 99H238V98H236V100H237ZM80 100L78 99V101H80ZM82 100H81V101H82ZM94 100H95V99H94ZM105 100H106V99H105ZM109 100H110V99H109ZM113 100H114V99H113ZM116 100H118V99H116ZM123 100H124V99H123ZM123 100H122V101H123ZM131 100H132V99H131ZM238 100L241 102V101L244 100V99L240 100V98H239ZM72 101H73L72 104H74V102H76V101H74V100H72ZM84 101H85V100H84ZM84 101H83V102H84ZM91 101H92V100H91ZM110 101L112 102V100H110ZM129 101H130V99H129ZM129 101L127 100V102L130 104ZM133 101H134V100H133ZM83 102H81V103L83 104ZM85 102H87V101H85ZM85 102H84V103H85ZM89 102H90V101H89ZM93 102H94V101H92V104H93ZM99 102H100L101 104H102V103H105V104H106V101H105V102H104V101L102 102V100H100ZM99 102H98V103L94 102V107H96L95 105L98 104V105H97L98 108H96V109L94 110V111L97 110V113H98V109H101V108H104V107H105V105L103 104L104 107L101 105V108H99ZM115 102H116V101H115ZM237 102H238V101H237ZM246 102H247V101H246ZM246 102H245V103H246ZM78 103H79V102H78ZM78 103H76V104L78 105ZM109 103H110V102H108V105H110ZM112 103H114V102H112ZM123 103H124V102H123ZM250 103H251V102H250ZM250 103H249V104H250ZM253 103H254V101H253ZM76 104H74V107H76ZM86 104H89V103H86ZM119 104H120V106H121V103H119ZM124 104H125V103H124ZM238 104L241 105V103H238ZM251 104H252V103H251ZM254 104H255V103H254ZM111 105L114 106V104H111ZM125 105H126V104H125ZM125 105H124V106H125ZM240 105H239V106H240ZM242 105H243V103H242ZM247 105H248V104H247ZM69 106H70V105H69ZM106 106H107V104H106ZM128 106H129V105H128ZM132 106H133V104H132ZM251 106H252V105H251ZM253 106H254V105H253ZM77 107H78V106H77ZM79 107H80V105H79ZM88 107H89V105H88ZM244 107H246V104L244 105ZM255 107H256V106H255ZM258 107H259V106H258ZM262 107H263V106H262ZM68 108H69V111H71V110L74 111L73 106H72V109H71V110H70L71 107H67V110H68ZM90 108H93V106H92V107L90 106ZM129 108H130V106H129ZM250 108H251V107H250ZM250 108L248 107L247 110L249 111ZM256 108H257V107H256ZM58 109H59V108H58ZM121 109H122V108H121ZM123 109H124V108H123ZM127 109H128V108H127ZM263 109H264V108H263ZM111 110H112V109H111ZM111 110H110V111H111ZM113 110H114V109H113ZM115 110H118V111H116V112H118V113H119L118 115H120V117H121L122 115H121L120 113H122V112H119L118 105H117V109L115 108ZM115 110H114V111H115ZM72 111H71V112H72ZM79 111H80V110H79ZM91 111H92V110H91ZM102 111L104 112V110H102ZM114 111H112V112L114 113ZM132 111H133V110H132ZM136 111H138V110L136 109ZM250 111H253V110H250ZM263 111H264V110H262V111L260 110V112H263ZM107 112H109V111H107ZM112 112H111V113H112ZM116 112H115V113H116ZM124 112H125V110H124ZM138 112H140V111H138ZM101 113H102V112H101ZM111 113H110L109 115H111ZM113 113H112V114H113ZM126 113H127V112H126ZM126 113H125L124 115L127 117ZM133 113H134V112H133ZM102 114H103V113H102ZM128 114H130V113H128ZM134 114H136V113H134ZM252 114H253V113H252ZM254 114H255V113H254ZM90 115H91V113H90ZM92 115H93V116L90 117V120H92V118H93L94 115H96V114H92ZM124 115H123V116H124ZM131 115H132L133 118H134L135 115H133V114H131ZM131 115H130V116H131ZM142 115H143V114H142ZM100 116H101V115H100ZM103 116H105V115L103 114ZM123 116H122V118H123ZM147 116L149 117L148 114H147ZM249 116H250V115H249ZM249 116H248V117H249ZM77 117H79V116H77ZM95 117H96V116H95ZM95 117H94V118H95ZM109 117L113 118L112 115L109 116ZM135 117L137 118L138 116H135ZM144 117H146L145 114H144ZM144 117H143V118H144ZM98 118H99V117H98ZM98 118H97V119H98ZM102 118H103V117H100V119H101V121H102L101 123L103 124L104 122H103ZM122 118H121V119H122ZM133 118H132V119H133ZM88 119H89V118H88ZM125 119L127 120V122H129V121H128L129 118H125ZM147 119H148V118H147ZM59 120H60V119H59ZM76 120L78 121L79 119H76ZM80 120H81V119H80ZM93 120H94V119H93ZM93 120H92V122H93ZM134 120L136 121V119H134ZM145 120H146V119H145ZM56 121H57V120H56ZM86 121H87V120H86ZM95 121L97 122V120H95ZM95 121H94V124H95ZM110 121H111V120H110ZM116 121H118L119 123H121V122L123 121V119H122L121 121H119V120L116 119L115 122H116ZM135 121H134V122H135ZM148 121H150V124H151V122H152L151 119L148 120ZM50 122L52 123L51 120H50ZM54 122H55V121H54ZM98 122H99V120H98ZM107 122H108V125H109V123H111V122H109V121L106 119V123H104V124H107ZM132 122H133V121H132ZM134 122H133V123H134ZM136 122L139 123L140 121L138 120V121H136ZM141 122H142V121H141ZM99 123H100V122H99ZM101 123H100V125H101ZM125 123H126V122H125ZM125 123H124V125H125ZM130 123H131V122H130ZM133 123H132V124L126 123V124H128V125H130V126H131V125H134V126H135V124H133ZM138 123L136 124V126H137V125L139 126ZM142 123H143V122H142ZM90 124H91V122H90ZM94 124H91V126H90L91 132L93 131V133H95L97 130H99V129H97V130H96V129H95V130H92V128H93L94 126H96V124H95V125H94ZM116 124H118V123H116ZM122 124H123V122H122ZM140 124H141V123H140ZM58 125L60 126V124H58ZM92 125H93V127H92ZM108 125H105V126L107 127ZM111 125H112V124H111ZM111 125H110V126H111ZM120 125H121V124H120ZM141 125H142V124H141ZM144 125H145V124H144ZM144 125H143V126H144ZM151 125H152V124H151ZM50 126H52V124H51ZM97 126H98V127H101V126L105 127L104 125H101V126L97 125ZM110 126H109V127H110ZM115 126H116V125H115ZM115 126H114V128H115ZM118 126H119V125H118ZM118 126H117V127H118ZM121 126H122V125H121ZM121 126H119V127H121ZM125 126H126V125H125ZM130 126L128 127V130H129V129H132V127H130ZM138 126H137V127H138ZM143 126H141V127H139V128H142V129H143ZM148 126H149V125H148ZM91 127H92V128H91ZM119 127H118V129H120ZM122 127H123V130L120 129V131H121V132L123 131L122 133H124V135H125V134H129V135H130V133H132L131 130H129V131H131L130 133H125V131H124V128H125V127H124V126H122ZM122 127H121V128H122ZM137 127H136V128H137ZM145 127H146V125H145ZM145 127H144V128H145ZM150 127H151V126H150ZM150 127H149V128H150ZM133 128H134V127H133ZM146 128L148 129V127H146ZM104 129H105V128H104ZM109 129H111V127H110ZM116 129H117V128H116ZM125 130H127V128H126ZM140 130H141V129H139V131H140ZM150 130H151V128H150ZM45 131H46V129H45ZM107 131H108V130H106V132H107ZM115 131H116L117 133L120 132V131L118 132L117 130H115ZM115 131H114V132H115ZM137 131H138V130H137ZM137 131H136V132H137ZM139 131H138L137 134H140ZM141 131H142V130H141ZM141 131H140V132H141ZM143 131H144V130H143ZM153 131H154V129H153ZM49 132H50V131H49ZM110 132H111V131H110ZM148 132H149V131H148ZM69 133H70V132H69ZM97 133H98V131H97ZM145 133H146V132H145ZM154 133H155V132H154ZM157 133H158V132H157ZM165 133H166V132H165ZM95 134H96V133H95ZM99 134H100V133H99ZM107 134H108V133H107ZM143 134H144V133L141 132V135H142V136H143ZM162 134H163V133H162ZM48 135H50V134H48ZM114 135H115V134H114ZM117 135H118V134H117ZM121 135H122V134H121ZM124 135H123V137H121V136L119 135V139H118V136H117V139H118V140H117V143H118V141H119V142H120V141H123L122 138H124ZM146 135H147V134H146ZM154 135H155V134L152 135L153 138H154ZM159 135H160V132H159ZM169 135L171 136V134H169ZM110 136H111V133H110ZM110 136H109V134H108V141H107L108 144H109V139H110V138L112 139V137H110ZM112 136H113V135H112ZM125 136H126V135H125ZM131 136H132V135H131ZM131 136H130V137H131ZM137 136H138V135H136V137H137ZM142 136H140L141 138H139V140L141 139V140H144V141H145L146 138H143V139H142ZM157 136H158V134H157ZM48 137H49V136H48ZM52 137H53V136H52ZM103 137H104V136H103ZM105 137H107V136H105ZM105 137H104L103 139H105ZM113 137H114V136H113ZM120 137H121L122 140L120 139ZM127 137H128V135H127ZM144 137H145V136H144ZM132 138H133V137H132ZM137 138H138V137H137ZM137 138H136V139H137ZM160 138H161V137H160ZM160 138H158V139H160ZM173 138H174V137H173ZM113 139H114V138H113ZM133 139H134V138H133ZM148 139H149V138H148ZM148 139H147L146 142H148V141L150 142L151 139H150V140H148ZM155 139H156V138H155ZM98 140H100V139L98 138ZM101 140H102V139H101ZM101 140H100V141H101ZM125 140H127V139H125ZM139 140H138V141H139ZM141 140H140V141H141ZM169 140H170V139H168V141H169ZM171 140H173V139L171 138ZM174 140H175V139H174ZM174 140H173L172 142H174ZM113 141L115 142V140H113ZM128 141H129V139H128ZM134 141H135V140H134ZM140 141H139V144H140ZM144 141H143V142H144ZM154 141H155V140H154ZM161 141H163V140H161ZM101 142H102V141H101ZM105 142H106V140H105ZM105 142H104V140H103V144H104ZM107 142H106V143H107ZM111 142H112V141H111ZM130 142H131V140H130ZM136 142H137V141H136ZM136 142H133V140H132L131 143H136ZM141 142H142V141H141ZM143 142H142V144H144ZM165 142H166V141H165ZM172 142L170 143V141H169L170 144H167V145H168V146H169V145L171 146V145H172ZM92 143H93V142H92ZM106 143H105V145H106ZM125 143H126V142H125ZM125 143H124V147H125ZM128 143H129V142H128ZM154 143H155V142H154ZM154 143L152 142L153 145H154ZM163 143H164V142H163ZM167 143H168V142H167ZM174 143H175V146L173 145V147L175 148V147L177 146V144H176L177 141H175ZM8 144H9V143H8ZM94 144H95V143H94ZM98 144H99V141H98ZM101 144H102V143H101ZM101 144H100V145H101ZM108 144H107V145H108ZM112 144H114V143L112 142ZM112 144H111V145H112ZM119 144H121V143H119ZM149 144H151V142H150ZM160 144H162V143H160ZM96 145H97V144H96ZM96 145L93 146V148L96 147ZM100 145H99V149H98V148H95V149H98V150H99L98 153H99L100 151L102 152V150H100V148H101L102 146H100ZM107 145H106V146H107ZM109 145H110V144H109ZM109 145H108V146H109ZM111 145H110V146H111ZM134 145H135V144H134ZM178 145H179V143H178ZM12 146H13V144H12ZM27 146H28V145H27ZM110 146H109V147H110ZM117 146H118V145H117ZM128 146H130V145H128ZM140 146L142 147L141 144H140ZM146 146H148V144H147ZM161 146H163V145H161ZM168 146H167L166 149H169ZM10 147H11V146H10ZM10 147H9V148H10ZM14 147H15V146H13L12 148H14ZM23 147H25V146H23ZM90 147H91V146H90ZM103 147H104V146H103ZM113 147H115V146H113ZM113 147H111L112 150H113ZM131 147H133V144H132ZM134 147L136 148V147H137V144H136ZM149 147H151V145L148 146V148H146V150L149 149V151H150V149L152 150V148H153L154 146H153L152 148H149ZM9 148H7V150H8ZM15 148H16V147H15ZM27 148H28V147H27ZM104 148H106V147H104ZM115 148H116V147H115ZM119 148L121 149V147H119ZM119 148H117V149H119ZM137 148H138V147H137ZM193 148H194V147H193ZM22 149H23V148H22ZM101 149H102V148H101ZM138 149H140V147H139ZM153 149H156V148L154 147ZM181 149H182V148H181ZM188 149H189V152H190V149H192V148H188ZM188 149H187V152H188ZM5 150H6V149H5ZM92 150H94V149H92ZM198 150H199V149L197 148L196 151H198ZM9 151H10V149H9ZM84 151H85V150H84ZM104 151H107V150L105 149ZM104 151H103V153H104ZM116 151H117V150H115V152H116ZM141 151H142V149H141ZM143 151H144V150H143ZM149 151H148V152H149ZM155 151L157 152V150H155ZM175 151H176V150H175ZM177 151H178V149H177ZM180 151H181V150H180ZM196 151H195V149H193V152H194V153H195ZM72 152H73V150L71 151V153H72ZM86 152H87V151H86ZM93 152H95V150H94ZM130 152H131V151H130ZM138 152H139V151H138ZM148 152H147V153H148ZM152 152H153V150H152ZM156 152H154V153L156 154ZM170 152H172V151H170ZM198 152H199V151H198ZM66 153H67V152H66ZM95 153H96V152H95ZM98 153H97L96 155H98ZM106 153H107V152H106ZM106 153H105V154H106ZM110 153H111V152H109V154H110ZM131 153H132V152H131ZM139 153H140V152H139ZM147 153H145V154H147ZM177 153H179V151H178ZM181 153H182V151H181ZM190 153H192V151H191ZM194 153H193V154H194ZM196 153H197V152H196ZM196 153H195V154H196ZM56 154H58V153H56ZM64 154H65V153H64ZM64 154H63V157L66 159V157H65ZM69 154H70V153H69ZM72 154L74 155V153H72ZM82 154H83V153H82ZM87 154H88V152H87ZM111 154H113V152H112ZM126 154H127V152H126ZM126 154H125V155H126ZM142 154H144V153L142 152ZM157 154H158V153H157ZM157 154H156L157 160H160V161L162 162V159H160V158L158 159L159 154H158V155H157ZM171 154H172V153H171ZM179 154H180V153H179ZM183 154H184V153H182V155H183ZM195 154H194V155H195ZM70 155H71V154H70ZM88 155H89V157H90V154H88ZM93 155H95V154L93 153ZM96 155H95V156H96ZM101 155H102V153H101ZM134 155H135V154H134ZM151 155H152V154H151ZM184 155H185V154H184ZM187 155H188V154H187ZM60 156H61V155H60ZM66 156H67V155H66ZM77 156H78V154H77ZM85 156H87V155H84V156L82 155L81 158H85ZM95 156H94V158H95ZM98 156H99V155H98ZM98 156H96V158H98ZM102 156H103V155H102ZM105 156H106V155H105ZM110 156H112V155H110ZM130 156H131V155H130ZM144 156H145V155H144ZM148 156H149V155H148ZM175 156H176V155H175ZM179 156H180V155L177 154V157H178V158H180ZM0 157H1V156H0ZM68 157H69V155L67 156V158H68ZM91 157H92V155H91ZM107 157H109V156L107 155ZM107 157H106V159H107ZM127 157H129V156L127 155ZM131 157H132V156H131ZM135 157H137V156L135 155ZM185 157H186V156H183V158H185ZM3 158H4V157L2 156V157L0 158V161H1ZM64 158H63V159H64ZM72 158H73V157H69V159H72ZM77 158H78V157H77ZM79 158H80V157H79ZM118 158H119V157H118ZM120 158H121V161H123L122 159H125L126 156H125V158H124V155H123V156H120ZM132 158H133V157H132ZM152 158L155 159L154 156H153ZM152 158H150V159L152 160ZM187 158H188V156H187ZM74 159H75V157H74L72 160H69V162H70V161H73ZM88 159H89V158H88ZM98 159H99V158H98ZM102 159H104V158H102ZM116 159H117V158H116ZM128 159H129V158H128ZM128 159H127V161H128ZM146 159L149 160L147 156H146ZM176 159H177V158H176ZM196 159H198V157H197ZM37 160H38V159H37ZM40 160H41V159H40ZM76 160H78V159H76ZM76 160H75V161H76ZM89 160H91V159H89ZM99 160H100V159H99ZM129 160H131V158H130ZM141 160H142V159H141ZM144 160H145V159H144ZM144 160H143V161H144ZM157 160H155V162H156ZM163 160H164V159H163ZM177 160H178V159H177ZM180 160H181V158L179 159V161H180ZM64 161H66V160H64ZM78 161L81 162L80 160H78ZM78 161H77V163H79ZM91 161H92V160H91ZM94 161H95V160H94ZM94 161H92V162H94ZM100 161H101V160H100ZM117 161H118V159H117ZM127 161H126V162H127ZM131 161H132V160H131ZM134 161H135V160H134ZM136 161H137V160H136ZM165 161H166V158H165ZM165 161H164V162H165ZM187 161H188V160H187ZM200 161L202 162V159H200ZM1 162H2V161H1ZM1 162H0V166L3 165V164L1 165ZM18 162H20V161H18ZM69 162L67 161L68 164H70ZM87 162H88V161H87ZM96 162H97V159H96ZM101 162H102V166H105V167H106V165H107L106 163H107V162L105 163L106 165L103 164V163H104L103 161H101ZM101 162H100V163H101ZM112 162H114L113 159H112ZM124 162H125V160H124ZM126 162H125V163H126ZM144 162H145V161H144ZM147 162H148V161H147ZM147 162H145V163H147ZM176 162H177V161H176ZM189 162H191V161H189ZM2 163H3V162H2ZM73 163H74V162H73ZM100 163H99V164H100ZM118 163L120 164V161L115 162L116 165H118ZM158 163H159V161H158ZM158 163H155V164H158ZM165 163H166V162H165ZM206 163H208V162H206ZM17 164H18V163H17ZM17 164H16V165H17ZM53 164H54V163H53ZM81 164H82V162H81ZM81 164H80V165H81ZM89 164H91V162H90V163L88 162V163H87V166H86V164H85V165L82 164V166H85V167L88 168V165H89ZM92 164L95 165V168L91 165V166L93 167L92 170L94 171V169H95L94 172L97 171V170H96V167L99 168V169H98V172H101L102 170L104 171V169H106V168L103 167V169L101 168L102 170H100V167H99V166H96L95 163H92ZM99 164H97V165H99ZM115 164H113V165H115ZM137 164H138V163H137ZM147 164H149V163H147ZM152 164H153V163L151 162V165H152ZM210 164H211V163H210ZM80 165H79V166H80ZM108 165H109V163H108ZM116 165H115V166H116ZM149 165H150V164H149ZM149 165H146L147 169H149V168H148ZM151 165H150V166H151ZM158 165H159V164H158ZM175 165H176V166H180L181 164H180V162H179L178 165H177V164H175ZM182 165H185V164H182ZM211 165H212V164H211ZM18 166H20V165L18 164ZM79 166H78L77 168H80ZM89 166H90V165H89ZM100 166H101V165H100ZM110 166H112V164H110ZM110 166H109V167H110ZM122 166L124 167V165H122ZM153 166H155V165H153ZM185 166H186V165H185ZM200 166H201V165H200ZM203 166H205V165H202V167H203ZM212 166H213V165H212ZM8 167H9V166H8ZM20 167H21V166H20ZM63 167H64V166H63ZM85 167H84V168H85ZM118 167H119V166H118ZM144 167H145V164H144ZM169 167H170V166H169ZM169 167H168V168H169ZM190 167H191V166H190ZM0 168H1V167H0ZM2 168H3V166H2ZM2 168H1V169H2ZM17 168H18V167H17ZM22 168L25 169L26 167H22ZM22 168H21V170H22ZM84 168H83V170H85ZM89 168H91V167H89ZM112 168H113V167H112ZM112 168H111V169H112ZM171 168H172V167H171ZM171 168H170V170H171ZM180 168H181V167H180ZM15 169H16V167H15ZM18 169H19V168H18ZM24 169H23V171H24ZM52 169H54V168H52ZM73 169H74V168H73ZM107 169H108V167H107ZM107 169H106V170H107ZM114 169H115V167H114ZM118 169H119V168H118ZM118 169H116V171L123 172L122 169H121V170H118ZM135 169H139V168H138V165H137V168H135ZM143 169L145 170L146 168H143ZM143 169H142V170H143ZM147 169H146V171L148 172ZM210 169H211V168H210ZM212 169H213V168H212ZM214 169H215V170H214ZM214 169H213V170H214V172H215V171H216V168H214ZM12 170H13V169H12ZM27 170H28V169H27ZM29 170H30V169H29ZM57 170H58V169H57V167H56V170H55V171L57 172ZM76 170H77V169H76ZM112 170H113V169H112ZM112 170L110 171V172H111L110 175H112V172H115V171H112ZM124 170H125V169H124ZM140 170H141V169H140ZM140 170H139V171H140ZM144 170H143V172H141V173H145L146 171H144ZM170 170H169V171L166 170V172L168 171V172L170 173ZM186 170H187V169H186ZM206 170H208V169H206ZM2 171H3V169H2ZM23 171H21L20 173H21V174L24 173L23 175H25L26 170H25V172H23ZM53 171H54V170H53ZM78 171H79V170H78ZM80 171H81V170H80ZM93 171H92V172H93ZM103 171H102V172H103ZM159 171H161V170H159ZM190 171H191V170H190ZM211 171H212V170H211ZM0 172H1V171H0ZM22 172H23V173H22ZM82 172H84V171H82ZM85 172H87V171H85ZM89 172H90V170H89ZM89 172L86 173V174H88V177H89L90 175H93L92 177L95 178V176H94L95 174H94V173L92 174V172H91V173H89ZM102 172H101V173H102ZM150 172H151V171H150ZM155 172H156V171H155ZM166 172H165V173H166ZM15 173H16V172H15ZM28 173H29V171H28ZM76 173H77V172H76ZM79 173H80V172H79ZM79 173H77V174L79 175ZM105 173H106V172H105ZM108 173H109V171H108ZM108 173H106V176H109ZM118 173H119V172H118ZM118 173H117V176H118ZM124 173L127 174L126 170H125ZM133 173H134V171H133ZM133 173H132V174H133ZM141 173H140V174H141ZM159 173H161V172H159ZM159 173H158V174H159ZM165 173H164V174H165ZM169 173H168V174H169ZM173 173H174V171H173ZM206 173H207V172H206ZM208 173H209V172H208ZM21 174H20V175H21ZM48 174H50V172L47 173V175H48ZM52 174H55V173H52ZM52 174H51V175H52ZM63 174H64V173H63ZM69 174H70V173H69ZM69 174H68V175H69ZM77 174H76V175H77ZM97 174H100V173H97ZM102 174L104 175V172H103ZM107 174H108V175H107ZM119 174H120V173H119ZM126 174H125V175H126ZM128 174H130V173L128 172ZM136 174L139 175L138 173H136ZM136 174H133L134 177H132V179L135 178V175H136ZM188 174H189V173H188ZM195 174H196V173H195ZM211 174H212V173H211ZM211 174H210V176H211ZM20 175H19V176H20ZM28 175H29V174H28ZM30 175H32V173H30ZM51 175H50V176H51ZM59 175H61V174H59ZM65 175H67V174H65ZM65 175H64V176H65ZM76 175L73 174V176H72L73 179H74V178H75V179L77 178ZM84 175H85V173H84ZM84 175H83V176H84ZM125 175L123 174V176H125ZM169 175H170V174H169ZM196 175H197V174H196ZM205 175H207V174H205ZM205 175H204V177H205ZM8 176H9V175H8ZM21 176H22V175H21ZM25 176H27V174H26ZM75 176H76V177H75ZM79 176H80V180H79V181H81V175H79ZM83 176H82V177H83ZM106 176H105V177H106ZM126 176H127V175H126ZM148 176H149V175H148ZM148 176H145V177H148ZM151 176H152V175H151ZM151 176H149V177H151ZM162 176H163V175H162ZM166 176H168V175H166ZM186 176H187V175H186ZM207 176H208V175H207ZM16 177L19 178L18 176H16ZM52 177H53V176H52ZM56 177H57V175H56ZM61 177H62V176H61ZM68 177H69V176H67V179H68ZM90 177H91V176H90ZM90 177H89V178H90ZM99 177H101V175H100ZM105 177H104V179H105ZM110 177H111V176H110ZM128 177H129V176H128ZM152 177H154V176H152ZM152 177H151V178H152ZM174 177H176V175H175ZM197 177H198V176H197ZM215 177L217 178V175H216ZM10 178H11V177H10ZM17 178H16V179H17ZM22 178H24V177H22ZM45 178H46V175H45ZM53 178H54V177H53ZM118 178L120 179V175L118 176ZM125 178L127 179V177H125ZM125 178H124V180H125ZM138 178L140 179V177H138ZM142 178H143V177L141 176V180H142ZM167 178H168V177H167ZM216 178H215V179H216ZM27 179H29V178H27ZM32 179H33V177H32ZM51 179H52V178H51ZM57 179H58V178H57ZM57 179H56V180H57ZM67 179H66V180H67ZM83 179H84V178H83ZM92 179H93V178H92ZM96 179H97V178L93 179V180H94V181L92 182L93 185H91V186H94V184H95V180H96ZM113 179H114V178H113ZM143 179H144V178H143ZM147 179H149L148 181H149V183H150V178H147ZM147 179H146V180H147ZM160 179H162V178L160 177ZM160 179H159V180H160ZM170 179H171V177L168 179L169 182H173V180H174V179H173V174H172V180H170ZM177 179H179V178H177ZM13 180H14V179H13ZM35 180H36V179H35ZM45 180H46V179H45ZM66 180L64 179L65 182H66ZM70 180H72V179H70ZM77 180H78V178H77ZM77 180L75 181V183H74V180H73L72 183L76 184V182H78ZM89 180L92 181L91 179H89ZM89 180H87V182H88ZM99 180H100V182H101V181L103 180V178L101 177V179H99ZM120 180H122V179H120ZM129 180H131V178H129ZM155 180H156V179H155ZM155 180L153 179L152 181L156 182ZM220 180H221V179H220ZM19 181H20V180H19ZM19 181H18V183L16 182L17 186H19V184H21V183H24V185H25V182H22V181H24V180L20 181V183H19ZM54 181H55V180H54ZM54 181L52 180V182H54ZM61 181H62V180H61ZM96 181H97V180H96ZM104 181H106V180H104ZM107 181H108V180H107ZM116 181H117V180H116ZM118 181H119V180H118ZM122 181H123V180H122ZM122 181H121V182H122ZM126 181H127V180H126ZM126 181H124V182H126ZM131 181H132V180H131ZM136 181H139V180H136ZM144 181H145V180H144ZM162 181H163V179H162ZM12 182H13V181H12ZM55 182H56V181H55ZM59 182H60V181H59ZM65 182H63L64 185L67 184V183L69 182V179H68V181H67L66 183H65ZM85 182H86V181H85ZM129 182H130V181H129ZM213 182H214V181H213ZM215 182H216V181H215ZM215 182H214V183H215ZM218 182H219V181H218ZM224 182L226 183V181H224ZM229 182H230V181H229ZM40 183H41V182H39V184H40ZM70 183H71V182H70ZM70 183H69V186H72V185H70ZM78 183H80V182H78ZM105 183H106V182H105ZM109 183H110V182H109ZM137 183H138V182H137ZM165 183H166V181H165ZM165 183H164V184H165ZM176 183H177V181H176ZM216 183H217V182H216ZM216 183H215V184H216ZM231 183H233V182H231ZM42 184H43V183H42ZM42 184H40V185H42ZM50 184H52V183H50ZM56 184H57V183H54V185H56ZM61 184H62V182H61ZM81 184H82V186H81L80 184H78V185H79L80 187H82V188L85 187V186L88 187V184L85 185V186H83V184H84L83 181H82ZM85 184H86V183H85ZM96 184H97V183H96ZM99 184H100V183H99ZM121 184H122V183H121ZM139 184H140V183H139ZM164 184H163V185H164ZM170 184L172 185V183H170ZM13 185H15V183H14ZM24 185H23V186L20 185V186L23 187V189H25V188H24ZM27 185H28V184H27ZM43 185H44V184H43ZM52 185H53V184H52ZM76 185H77V184H76ZM78 185H77V186H78ZM103 185H105V184H103ZM113 185H114V184H113ZM115 185H116V184H115ZM123 185H125V184H123ZM127 185H129V184H127ZM136 185H137V184H136ZM150 185H151V184H149V186H150ZM163 185H161L160 188H161ZM180 185H181V184H180ZM234 185H235V184H234ZM234 185H233V186H234ZM236 185H237V184H236ZM236 185H235V186H236ZM20 186H19V188H20ZM50 186H51V185H50ZM57 186H58V184H57ZM77 186H76L77 189L80 188V187H77ZM98 186H99V185H98ZM101 186H102V183H101ZM106 186H107V185H106ZM111 186H112V185H111ZM134 186H135V185H134ZM147 186H148V185H147ZM152 186H153V185H152ZM152 186H151V187H152ZM154 186H155V185H154ZM154 186H153L152 188H154ZM167 186H168V185H167ZM213 186H214V187H215V186L217 187V186H218V183H217L216 185H213ZM225 186H228V185H225ZM229 186H230V185H229ZM229 186H228V187H229ZM231 186H232V184H231ZM233 186H232V187H233ZM12 187H13V186H12ZM25 187H26V186H25ZM40 187H42V186H40ZM63 187H64V186H63ZM65 187H66V186H65ZM74 187H75V186H74ZM74 187H73V188H74ZM104 187H105V186H104ZM136 187H137V186H136ZM164 187H166V186L164 185V186L161 188V189H163V191H164ZM168 187L170 188V186H168ZM174 187H175V186H173V188H174ZM232 187H231V188H232ZM239 187H240V186H239ZM15 188H16V186H15ZM26 188H27V187H26ZM45 188H46V187H44V189H45ZM47 188H48V186H47ZM55 188L57 189V187H55ZM66 188H67V187H66ZM66 188H65V189H66ZM70 188H71V187H70ZM93 188H95V187H93ZM130 188H131V187H130ZM152 188H151V190H152ZM173 188H172V189H173ZM175 188H176V187H175ZM178 188H179V187H178ZM219 188H220V185H219ZM219 188H218V189H219ZM223 188H224V187H223ZM233 188H234V187H233ZM237 188H238V187H237ZM17 189H18V188H17ZM39 189H40V188H39ZM51 189L53 190V187H52V186H51ZM62 189H63V188H62ZM62 189H59L60 192L62 191ZM67 189H69V188H67ZM80 189H81V188H80ZM85 189H87V188H85ZM96 189L98 190V188H96ZM106 189H107V188H106ZM108 189H109V187H108ZM128 189H129V187H128ZM133 189L135 190V188H133ZM165 189H166V188H165ZM176 189H177V188H176ZM176 189H175V190H176ZM215 189H216V188H215ZM215 189H214V190H215ZM224 189L227 190V192H229V194H230V191H231V190L228 191V188H227V189L224 188ZM10 190H11V189H10ZM13 190L15 191L14 187L12 188L11 192H14ZM41 190H43V189L41 188ZM70 190H72V188H71ZM81 190H82V189H81ZM81 190H80V191H81ZM83 190H84V189H83ZM91 190H92V189H91ZM91 190H90V192H91ZM100 190H101V189H100ZM109 190H111V188H110ZM109 190H107V194L109 193ZM117 190H119V188H117ZM117 190H116V191H117ZM130 190L133 191L132 189H129V191H130ZM148 190H150V187L148 188ZM151 190H150V191H151ZM153 190H154V189H153ZM153 190H152V191H153ZM158 190H159V189H157V191H158ZM167 190L170 191V189H167ZM180 190H181V188L179 189V191H180ZM210 190H211V188H210ZM216 190H217V189H216ZM225 190H224V191H225ZM233 190H234V189H233ZM241 190H242V189L240 188V191H241ZM44 191H45V190H44ZM47 191H49V190H46L45 192H47ZM63 191H64V189H63ZM73 191H74V193H75V189H74ZM84 191H86V190H84ZM101 191H102V190H101ZM111 191H112V190H111ZM146 191H147V190H146ZM157 191H156V194H155L154 192H151V193L149 192V193H148V191H147L146 193H148V194H152V193H154V194L157 196V193H159L160 190H159L158 192H157ZM169 191H168V192H169ZM179 191H178V192H179ZM186 191H187V190L181 191V192L179 193V195H181L182 192H186ZM220 191H221V190H220ZM243 191H244V190H242V192H241V193H244L243 196L241 195V199H242V197H244V195H245V193H246V192H243ZM24 192H26V191H24ZM33 192H34V191H33ZM52 192H53V191H52ZM64 192H65V191H64ZM64 192H62V193L65 195V194H68L70 191H68V193H67V192L64 193ZM86 192L89 193L88 190H87ZM95 192H97V191H95ZM95 192H94V193H95ZM105 192H106V191H105ZM127 192H128V191H127ZM165 192H166V191H165ZM217 192H218V191H216V193H217ZM227 192L225 191V195L223 196V198L221 197L222 200L225 198ZM235 192H236V191H235ZM35 193H36L35 195L38 196L37 191H35ZM38 193H39V192H38ZM49 193H51V192H49ZM70 193H73V192H70ZM70 193H69V194H70ZM78 193H79V191H78ZM121 193H122V192H121ZM161 193H162V190H161ZM186 193H187V194H186L185 196L183 195L184 193H182V196L185 197V198H186L187 195L191 194V192L188 194V191H187ZM193 193H194V192H193ZM220 193H221V192H220ZM232 193H233V192H232ZM236 193H237V194H236ZM236 193H235V194L238 195V196L240 197V195H239L240 193H238V190H237ZM250 193H251V192H250ZM4 194H5V193H4ZM6 194H8V193H6ZM12 194H13V193H12ZM39 194H42V193H39ZM69 194H68V196H69ZM80 194H81V193H80ZM83 194L86 195L85 193H83ZM91 194H92V193H91ZM97 194H98V193H97ZM116 194H117V193H116ZM116 194H115V195H116ZM139 194H140V193H139ZM154 194H153V195H154ZM159 194H160V193H159ZM167 194H170V193H167ZM173 194H174V193H173ZM175 194L177 195V193H175ZM202 194H204V193H202ZM13 195H14V194H13ZM13 195H11V196H13ZM45 195H46V194H45ZM64 195H63V197H64ZM75 195H76V194H75ZM84 195H82V197H83ZM95 195H96V194H95ZM98 195H99V194H98ZM105 195H106V194H105ZM112 195H113V194H112ZM124 195H126V193H124ZM153 195L150 196V197H153ZM165 195H166V194H165ZM176 195H174V197H175ZM195 195H196V194H194V196H195ZM208 195H209V194H208ZM230 195H231V194H230ZM254 195H255V194H254ZM23 196H24V195H23ZM28 196L30 197V195H28ZM37 196H36V197H37ZM40 196H41L40 198H42V195H40ZM47 196H48V194H47ZM47 196H46L45 198H47ZM61 196H62V195H61ZM70 196H73V194L70 195ZM78 196H79V195H78ZM78 196H77V197H78ZM100 196H102L101 193H100ZM100 196H99V197H100ZM121 196H122V195H121ZM126 196H127V195H126ZM142 196H144V195H142ZM146 196H147V195H146ZM156 196H155V197H156ZM159 196H160V195H159ZM177 196H178V195H177ZM197 196H198V195H197ZM201 196H202V195H201ZM211 196H213V195H211ZM238 196H235V197H238ZM245 196H246V195H245ZM251 196H252V195H251ZM255 196H256V195H255ZM6 197H7V196H6ZM48 197H49V196H48ZM63 197H62V198H63ZM65 197H66V195H65ZM130 197H131V196H130ZM164 197H165V196H164ZM170 197H171V194H170ZM178 197H180V196H178ZM178 197H175V198L178 199ZM187 197L190 199L189 196H187ZM191 197H192V195H191ZM203 197H205V196H202V199H203ZM235 197L233 196V199H234V200H235ZM256 197H257V196H256ZM8 198H9V197H8ZM43 198H44V197H43ZM79 198H81V197H79ZM79 198H78V199H79ZM92 198H93V196H92ZM97 198H98V197H97ZM136 198H137V197H136ZM148 198H149V197H148ZM153 198H154V197H153ZM185 198H184V201H183L182 197H181V199L179 198L180 200H182V203H181L182 205H183V202H185L184 204H186V203H188L187 201H190L188 198H187V201H186ZM195 198H196V197H195ZM210 198H211V197H210ZM210 198H208V199H210ZM216 198H217V197H216ZM216 198H214V199L216 200ZM227 198H228V197H226V200H227ZM231 198H232V197H231ZM257 198H258V197H257ZM28 199L30 200V199H32V198H27V200H28ZM37 199H38V198H37ZM59 199H60V198H59ZM59 199L57 200L58 202H59ZM78 199H77V200H78ZM87 199H88V198H87ZM89 199H90V197H89ZM103 199H104V198H103ZM109 199H110V201H112V202L114 201V200H111V197H110ZM113 199H115V198H113ZM121 199H122V198H121ZM126 199H127V198H125V201L128 202ZM166 199H167V197H166ZM193 199H194V198H192V200H193ZM197 199H198V198H197ZM197 199H196V200H197ZM211 199H212V198H211ZM233 199H232V200L230 199V200L233 201ZM236 199H237V198H236ZM239 199H240V198H239ZM239 199H237V201H238ZM241 199L239 200V202L241 201ZM5 200H6V199H5ZM9 200H10V199H9ZM17 200H18V199H17ZM29 200H28L27 202H29ZM34 200H35V199H34ZM45 200H48V199H45ZM51 200H53V199H51ZM62 200H63V199H62ZM79 200H80V199H79ZM79 200H78V202H79ZM84 200H85V199H84ZM84 200H83V201H84ZM129 200H130V199H129ZM139 200H140V199H139ZM149 200H150V199H149ZM180 200H179V203L181 202ZM194 200H195V199H194ZM205 200H207V199H205ZM215 200H213V201H214V202H218V199H217V201H215ZM230 200H229V201L227 200V201H228V202H231ZM242 200H243V199H242ZM251 200H252V199H251ZM12 201H13V200H12ZM12 201H11V202H12ZM18 201H19V200H18ZM31 201H32V200H31ZM31 201H30V202H31ZM57 201H56V202H57ZM100 201H101V200H99V202H100ZM105 201H106V200H105ZM135 201H137V199H136ZM174 201H175L176 203H175ZM224 201H225V200H223V203H224ZM258 201H259V203H260V200H259V199H258ZM49 202L51 203V201L48 200V203H49ZM58 202L56 203V205L59 204ZM63 202L65 203V201H63ZM63 202H61V203L59 204V206L62 205ZM103 202H104V200L102 201V203H103ZM123 202H124V201H123ZM132 202H134V200H133ZM132 202H131V203H132ZM137 202H138V201H137ZM148 202H150V201H148ZM158 202H159V201H158ZM172 202L175 203L176 205H177V203H178L177 200H175V199H173ZM191 202H192V201H191ZM198 202H200V201H198ZM201 202H202V201H201ZM208 202H209V201H208ZM208 202H207V204H208ZM220 202H222V201L220 200L218 203H220ZM239 202H238V203H239ZM246 202H247V201H246ZM251 202H252V201H251ZM251 202L249 201V202H247V203L251 204ZM255 202H256V201H255ZM14 203H15V202H14ZM36 203H37V202H36ZM44 203H46V202H44ZM53 203H54V202H52V204H53ZM86 203H87V202H86ZM97 203H98V201H97ZM110 203H111V202H110ZM139 203H140V202H139ZM139 203H138V204H139ZM160 203H161V201H160ZM173 203H172V204H173ZM179 203H178V204H179ZM189 203H190V202H189ZM189 203H188V204H189ZM192 203H193V202H192ZM218 203H217V204H218ZM225 203H226V202H225ZM234 203H236V204L238 205V203H237L236 201H234ZM244 203H245V200H244ZM244 203H243V204H244ZM12 204H13V203H12ZM29 204H30V203H29ZM29 204H24V205H26L27 207H30L31 205H29ZM31 204H32V203H31ZM82 204H83V203H82ZM88 204H90V203L88 202ZM103 204H105V203H103ZM119 204H120V203H119ZM121 204H123V203H121ZM127 204H128V203H127ZM149 204H150V203H149ZM152 204H153V203H152ZM175 204H173V205H175ZM188 204H187V205H188ZM193 204L196 205V207L199 206V205H203V204H198V203H196V202L193 203ZM211 204H212V201H211ZM230 204H231V203H230ZM236 204H235V206H236ZM239 204H240V203H239ZM17 205H18V204H17ZM41 205H42V204H41ZM41 205H40V208H41ZM49 205H50V204H49ZM49 205L47 204V206H49ZM54 205H55V203H54ZM84 205H85V204H84ZM106 205H107V203H106ZM111 205H112V203H111ZM111 205H110V206H111ZM205 205H206V203H205ZM222 205H224V204H222ZM222 205H221V206H222ZM228 205H229V204H228ZM241 205H242V203H241ZM241 205H239V206H241ZM246 205H247V204H246ZM246 205H243V206H246ZM251 205H252V204H251ZM255 205H257V204H255ZM258 205H259V204H258ZM15 206H16V205H15ZM15 206H14V207H15ZM36 206H37V205H36ZM38 206H39V205H38ZM38 206H37V208H38ZM43 206H44V204H43ZM59 206H58V208L55 207V206H52L53 208L55 207V208H54V209H55L54 212H56V208H57V210H58V209L60 210V207H61V206H60V207H59ZM64 206H65V205H64ZM94 206H95V205H93V207H94ZM96 206H97V205H96ZM98 206H103V207H105L104 205H100V204H98ZM116 206H118V202H117V205H116ZM131 206H132V205H131ZM207 206H208V205H207ZM215 206H216V205L213 206V209H214ZM219 206H220V205H219ZM219 206H217L216 208L219 209ZM226 206H227V205H226ZM232 206H233V208H234V204H233V202H232ZM253 206H254V205H253ZM253 206H252V207H253ZM20 207H21V206H20ZM44 207H45V206H44ZM50 207H51V205H50ZM62 207H63V205H62ZM84 207H85V206H84ZM119 207H120V206H119ZM150 207H151V206H150ZM159 207H160V205H159ZM169 207H170V206H169ZM175 207H176V206H175ZM185 207H186V206H185ZM210 207H211V205H210ZM210 207H208V209H207V208H205V209H206V210H209ZM224 207H225V205H224ZM227 207H228V206H227ZM230 207H231V205H229V207L226 208V211H227V209H228V211H229V208H230ZM248 207H249V206H248ZM254 207H255V206H254ZM261 207H262V205H261ZM40 208H39V209H40ZM45 208H46V207H45ZM48 208H49V207H48ZM53 208H52V209H53ZM96 208H97V211H98V207H96ZM116 208H117V207H116ZM126 208H127V207H126ZM161 208H162V207H160V209H161ZM180 208H183V207H180ZM191 208H192V207H191ZM193 208H194V207H193ZM197 208H198V207H197ZM197 208H195V209L197 210ZM199 208H200V207H199ZM202 208H203V207H202ZM221 208H222V207H220V209H221ZM238 208H239V207H238ZM244 208H245V207H244ZM250 208H251V206H250ZM250 208H249V210H250ZM23 209L25 210V206H24ZM30 209H33L32 206L30 207ZM54 209H53V210H54ZM67 209H68V208H67ZM81 209H82V208H81ZM100 209H104V208L100 207ZM109 209H110V208H109ZM109 209H108V210H109ZM117 209H118V208H117ZM184 209H185V208H184ZM184 209H183V210H180V211H184ZM186 209H188V211H186L185 213H188V212H189V208L186 207ZM195 209H193V210H194V213H193V214L196 215L197 212H195ZM211 209H212V208H210V212L213 211V209H212V210H211ZM220 209H219V210H220ZM223 209H224V211H225V208H223ZM231 209H232V208H230V211H229L230 213H231ZM234 209H235V214L237 215V213H238V212L236 213V209H237V208H234ZM245 209L248 210L247 208H245ZM251 209H252V208H251ZM260 209H261V208H260ZM24 210H23V211H24ZM41 210H42V212H43V211L45 212V210H43V207L41 208ZM49 210H51V209H49ZM62 210H65V209L62 208ZM69 210H70V209H69ZM72 210H73V209H72ZM86 210H87V209H86ZM86 210H85V211H86ZM91 210H93L92 212L95 211V209H91ZM126 210H127V209H126ZM129 210H130V209H129ZM151 210H152V209H151ZM158 210H159V209H158ZM166 210H167V208H166ZM174 210H176V209H174ZM216 210H217V209H216ZM216 210L214 209L215 212H217ZM219 210H218V212H219ZM221 210H222V209H221ZM232 210H233V209H232ZM238 210H239V209H238ZM240 210H242V209H240ZM249 210H248L249 213H247V214H245L246 211L243 210V212L245 211L244 214H245V215H249V214H250V211H251V210H250V211H249ZM257 210H258V208H257ZM261 210H262V209H261ZM25 211H27V210H25ZM60 211H61V210H60ZM60 211H58L57 213H59ZM77 211H78V210H77ZM80 211H81V210H80ZM83 211H84V210H83ZM106 211H107V210H106ZM115 211H117V210H115ZM122 211L124 212L125 209L122 210ZM127 211H128V210H127ZM133 211H134V210H133ZM146 211H148V210H146ZM153 211H154V210H153ZM156 211H157V210H156ZM191 211H192V210H191ZM191 211H190V212H191ZM214 211H213V212H214ZM233 211H234V210H233ZM252 211H253V212H256V214H257L256 209H255V211H254V210H252ZM252 211H251V212H252ZM262 211H263V210H262ZM262 211H261V212H262ZM39 212H40L39 214L42 213L41 211H39ZM52 212H53V211H52ZM52 212H51V213H52ZM61 212H62V211H61ZM65 212H66V211H65ZM73 212H74V211H73ZM86 212H87V211H86ZM89 212H90V211H89ZM92 212H91L89 215H91ZM158 212H160V210H159ZM169 212H170V211H169ZM222 212H223V211H222ZM243 212L241 211V213H243ZM9 213H10V215H11V212H9ZM20 213H21V212H20ZM27 213H28V215H29L30 213H32V211H31V210H30V211H27ZM35 213L38 214L37 212H35ZM57 213H56V215H57ZM94 213H98V212L95 211ZM100 213H101V212H100ZM104 213H105V212H104ZM109 213H110V212H107V216H108ZM115 213H116V212H115ZM115 213H114V214H115ZM125 213H126V212H125ZM129 213H130V212H129ZM134 213H136V212H134ZM138 213H139V212H138ZM140 213H141V212H140ZM149 213H150V211H149ZM175 213H176V212H175ZM175 213H174V214H175ZM177 213H178V212H177ZM182 213L184 214V212H182ZM182 213H181V214H178V217H179V215H180V217H181V216L183 215ZM230 213L226 212L225 214H230ZM241 213L238 214L237 217H238L239 215H241ZM14 214H15V213H14ZM25 214H26V213H25ZM48 214H49V215H48ZM48 214H46V215H47V216H50V218H52V217H51L52 214H50V213H48ZM60 214H61V213H60ZM62 214H63V212H62ZM62 214H61V216L64 215V214H63V215H62ZM65 214H67V213H65ZM72 214H73V213H72ZM81 214H82V213H81ZM116 214H119V213H116ZM163 214H165V215H162V218H163L164 216H166V213H163ZM188 214H189V213H188ZM218 214H219V213H218ZM218 214H217V215H218ZM225 214H224V215H225ZM251 214H252V213H251ZM258 214H259V213H258ZM261 214H262V213H261ZM23 215H24V213H23ZM75 215H76V214H75ZM121 215H122V214H121ZM190 215H191V214H190ZM220 215H222V213H221ZM262 215H264V214H262ZM5 216H6V215H5ZM7 216H9V215L7 214ZM41 216H42V214H41ZM53 216H54V215H53ZM59 216H60V215H58V218H59ZM61 216H60V218L62 219ZM64 216L66 217V215H64ZM67 216H68V215H67ZM84 216L86 217V215H84ZM84 216L81 215V217H83V219H84ZM100 216L102 217L103 215L100 214ZM100 216H99V217H100ZM126 216H127V215H126ZM126 216H124V217H126ZM129 216H131V215H129ZM135 216H136V215H135ZM158 216H159V215H158ZM255 216H256V217H260V216H257V215H255ZM10 217H11V216H9V218H10ZM30 217H31V215H30ZM34 217H35V215H34ZM65 217H64V219H65ZM117 217H118V216H117ZM183 217H184V219H185V217H189V215H187V216H184V215H183ZM183 217H182L181 219H183ZM191 217H192V216H191ZM191 217H190V220H191ZM252 217H253V216H252ZM3 218H4V217H3ZM15 218H19V217H16V215H15ZM20 218H21V216H20ZM32 218H33V214H32V217L29 218V219H32ZM43 218H44V217H43ZM46 218H47V217H46ZM46 218H45V219H46ZM50 218H48L47 220H49ZM53 218H54V217H53ZM53 218L49 220L50 222L48 223V228H49V224H51V221H53ZM90 218H91V217H90ZM92 218L94 219L95 217H92ZM102 218H104V216H103ZM115 218H116V217H115ZM159 218H160V217H159ZM194 218L196 219L195 216H194ZM239 218H240V216H239ZM241 218H242V217H241ZM241 218L239 219L240 221H241ZM12 219H13V218H12ZM23 219H24V218H23ZM23 219H22L21 221H20V219H19V220L17 219V220L20 221V222H22V223H24V222H23ZM25 219H27V221L29 220L28 218H25ZM54 219H57V218H54ZM61 219H58V220H61ZM64 219H63V220H64ZM66 219L68 220L69 218H66ZM83 219H81V221H82ZM86 219H87V218H86ZM107 219H108V218H107ZM132 219H133V218H132ZM132 219H131V220H132ZM172 219H174V218H172ZM188 219H189V218H188ZM192 219H193V217H192ZM236 219H237V218H236ZM236 219H235V221L238 220V219H237V220H236ZM260 219H261V218H260ZM33 220H34V219H33ZM58 220H56V222H57ZM75 220H76V218H75ZM84 220H85V219H84ZM99 220H100V219H99ZM104 220H105V218H104ZM104 220H102V221H104ZM120 220H121V219H120ZM134 220H135V219H134ZM153 220H155V219H153ZM159 220H160V219H159ZM178 220H180V219L178 218ZM185 220H187V219H185ZM190 220H189V221H190ZM196 220H197V221H196ZM196 220H195L196 222H195V221H193V222H192V221H191V222H188V223H193L192 225H190V224L187 223V225H188V226H187V231H189V230L192 228V226L194 225V222H195V223H198V220H199V219H196ZM29 221H30V220H29ZM45 221H46V220H45ZM45 221H44V222H45ZM69 221H70V220H68V222H69ZM81 221H80V223H81ZM86 221H88V220H86ZM129 221H130V219H129ZM145 221H146V220H145ZM156 221H157V219H156ZM161 221H162V220H160V222H161ZM163 221H165V220H163ZM163 221H162V222H163ZM167 221H170V222H171V220H167ZM175 221H176V223L180 222V221L177 222L176 218H175ZM233 221H234V220H233ZM248 221H249V220H248ZM248 221L246 220V221H244V222H245V223H246V222L248 223ZM251 221H252V220H251ZM251 221H249V223H252ZM253 221H255V220H253ZM256 221H257V220H256ZM262 221H264V218H263ZM262 221L260 220L259 222H262ZM46 222H48V221H46ZM46 222H45V223H46ZM60 222H61V221H60ZM62 222H63V221H62ZM62 222H61V223H62ZM70 222H72V221H70ZM89 222H90V219H89ZM92 222H93V220H92ZM100 222H101V221H100ZM107 222H108V221H107ZM151 222L153 223L154 221L151 220ZM151 222H150V223H151ZM160 222H158V223H160ZM185 222H187V221H185ZM244 222H242V223L244 224V225L242 226V228H244V226H247V225L249 224V223H248V224L246 223L247 225H245ZM257 222H258V221H257ZM1 223L3 224L2 221H1ZM10 223H11V222H10ZM22 223H21V224H22ZM27 223H28V222H27ZM30 223H31V222H29L28 225L31 226ZM57 223H58V222H57ZM65 223H66V222H65ZM78 223H79V221H78ZM82 223H83V221H82ZM110 223H111V222H110ZM110 223H109V224H110ZM113 223H114V222H113ZM113 223H112V224H113ZM131 223H132V221H131ZM156 223H157V222H156ZM158 223H157V224H158ZM182 223H183V222H182ZM182 223H181V225H182ZM231 223H232V222H231ZM238 223H239V222H238ZM240 223H241V222H240ZM240 223H239V224H240ZM2 224H1V225H2ZM8 224H9V223H8ZM34 224H35V223H34ZM43 224H44V223H43ZM55 224H56V223L54 222V225H55ZM59 224H60V223H59ZM59 224H58V225H59ZM66 224H67V223H66ZM87 224H88V223H87ZM91 224H92V223H91ZM96 224H97V222H96ZM112 224H110V226H111ZM114 224H115V223H114ZM119 224H120V223H119ZM143 224H145V223H143ZM147 224H148V223H147ZM153 224L155 225V222H154ZM161 224H163V223H161ZM161 224H160V226H161ZM164 224H165V222H164ZM164 224H163V225H164ZM166 224H167V223H166ZM168 224H170V223L168 222ZM171 224H172V223H171ZM183 224H185V223H183ZM207 224H208V223H207ZM236 224H237V223H235V225H236ZM239 224H238V226H239ZM252 224H253V223H252ZM252 224H250V225L252 226ZM1 225H0V226H1ZM18 225H19V224H18ZM28 225H27V226H28ZM54 225H53V226H54ZM56 225H57V224H56ZM58 225H57V226H58ZM60 225H61V224H60ZM63 225H64V224H63ZM69 225H70V224H69ZM72 225H73V224H72ZM83 225H84V224H83ZM85 225H86V224H85ZM93 225H95V223H93ZM98 225H100V224H98ZM120 225H122V224H120ZM130 225H131V224H130ZM132 225H133V223H132ZM172 225H173V226H172ZM172 225H171V227L173 228V227H174V224H172ZM181 225H180V226H181ZM209 225H210V224H209ZM241 225H242V224H241ZM262 225H264V224L262 223ZM2 226H3V225H2ZM20 226H21V225H20ZM22 226H26V223H25V225L22 224ZM65 226H66V225H65ZM73 226H75V225H73ZM123 226H124V225H123ZM133 226H134V225H133ZM156 226H157V225H156ZM160 226H159V227H160ZM190 226H191V227H190ZM200 226H201V225H199V223H198L197 226H196V224L194 225V228H195V227L198 228V227H200ZM205 226H207V225L205 224ZM251 226H249V227L251 228ZM259 226H260V225H259ZM15 227H16V226H15ZM32 227H33V226H32ZM46 227H47V226H46ZM50 227H51V226H50ZM62 227H63V226H62ZM69 227H70V226H69ZM145 227H146V226H145ZM150 227H151V225H150ZM167 227H168V225H167ZM171 227L168 228V229H166V230L168 231V233H169V230L171 231V229H172ZM175 227H176V226H175ZM185 227H186V224H185ZM240 227H241V226H240ZM252 227H253V226H252ZM261 227H263V226H261ZM4 228H5V225H4ZM26 228H27V230H28V227H26ZM34 228H37V227L34 225ZM38 228H39V227H38ZM51 228H52V227H51ZM51 228H50V229H51ZM81 228H82V227H81ZM83 228H85V226H84ZM87 228H88V227H87ZM87 228H86V229H87ZM110 228H111V227H110ZM116 228L118 229V227H116ZM142 228H143V227H142ZM147 228H148V227H147ZM153 228H156V227L153 226ZM161 228H162V227H161ZM165 228H166V227H165ZM189 228H190V229H189ZM242 228H240V229H242ZM245 228H246V227H245ZM245 228H244V229H245ZM1 229H2V227H1ZM1 229H0V230H1ZM11 229H12V228H11ZM11 229H9V230H11ZM29 229H30V228H29ZM50 229H49V230H50ZM119 229L122 231V228H121V227H120ZM162 229H164V228H162ZM162 229H161V230H162ZM179 229H182V228H179ZM179 229H178V230H179ZM188 229H189V230H188ZM203 229H204V228H203ZM225 229H226V228H225ZM238 229H239V228H238ZM244 229L241 230V231H243V232H242L243 234H244V231H246V229H245V230H244ZM248 229H249V228H248ZM253 229H254V228H253ZM253 229L251 230L252 232H254ZM255 229H256V227H255ZM2 230H3V229H2ZM2 230H1V231H2ZM4 230H5V229H4ZM7 230H8V229H7ZM21 230H22V229H21ZM36 230H37V229H36ZM39 230H40V229H39ZM39 230H38V231H39ZM41 230H42V234H43L44 230H43V229H41ZM46 230H48V229L46 228ZM49 230H48V231H49ZM133 230L135 231V229H133ZM157 230H158V229H157ZM159 230H160V229H159ZM172 230H173V229H172ZM196 230H198V229H196ZM1 231H0V232H1ZM13 231H15V230H13ZM30 231H31V230H30ZM38 231H37V232H38ZM73 231H74V230H73ZM92 231H93V230H92ZM116 231H117V230H116ZM121 231H117V232H121ZM131 231H132V230H131ZM145 231H146V232H145V237H146V234H147V231H148V230L146 229ZM167 231H166V232H167ZM180 231H181V230H180ZM182 231H183V230H182ZM203 231H204V230H203ZM241 231H239V232H241ZM247 231H248V230H247ZM249 231H250V230H249ZM249 231H248V232H249ZM122 232H123V231H122ZM164 232H165V231H163V233H164ZM184 232H186V231H184ZM192 232H193V231H192ZM192 232H189V234H190V233L192 234ZM213 232H214V231H213ZM213 232H212V233H213ZM220 232H221V231H220ZM228 232H229V231H228ZM239 232H238V233H239ZM258 232H259V231H258ZM263 232H264V230H263ZM4 233H5V232H4ZM46 233H47V231H46ZM95 233H96V232H95ZM123 233H125V232H123ZM150 233H151V232H150ZM161 233H162V231H161ZM163 233H162V234H163ZM175 233H176V231H175L174 233L172 232V234H175ZM178 233H180V232L178 231ZM186 233H187V232H186ZM193 233H194L193 235H195V232H193ZM204 233H205V232H204ZM235 233H236V232H235ZM242 233H239V235L241 236ZM9 234H11V233H9ZM31 234H32V233H31ZM36 234H37V236L40 235V234H38V233H36ZM49 234H50V233H49ZM69 234H70V233H69ZM77 234H78V233H77ZM93 234H94V233H93ZM170 234H171V232L169 233V235H170ZM176 234H177V233H176ZM198 234H199V233H198ZM198 234L195 235V237L197 236L196 238H195L194 236H192V238L194 237L193 240H196L199 236L203 235V232H202L201 235H198ZM259 234H261V233H259ZM3 235H4V234H3ZM15 235H16V233H15ZM15 235H13V236H15ZM26 235H27V234H26ZM34 235H35V234H33L32 236H34ZM96 235H97V233H96ZM106 235H107V234H106ZM125 235H126V234H125ZM148 235H149V234H148ZM159 235H160V234H159ZM179 235H180V234H177V238H178ZM186 235H188V234H186ZM212 235H213V234H212ZM218 235H219V234H218ZM247 235H248V234H247ZM247 235L244 234L243 236H247ZM249 235H251V233H250ZM249 235H248L249 238H247V239H250L251 236H249ZM27 236H29V233H28ZM42 236H43V235H42ZM52 236H54V235H52ZM71 236H72V235H71ZM85 236H86V235H85ZM101 236H102V235H101ZM110 236H111V234H110ZM118 236H119V233H118ZM126 236H127V235H126ZM126 236H125V238H126ZM165 236H167V235H165ZM165 236L163 235L164 238H165ZM171 236H174V235H170V236H169V237H170V240H171ZM183 236H184V235H183ZM188 236H189V235H188ZM204 236H205V235H204ZM207 236H208V235H207ZM243 236H242V237H243ZM258 236H259V235H258ZM22 237H23V236H22ZM35 237H36V236H35ZM50 237H51V235H50ZM81 237H82V236H81ZM91 237H92V236H91ZM108 237H109V235H108ZM108 237H107V238H108ZM128 237H130V236H128ZM160 237H161V236H160ZM238 237H239V236H238ZM255 237H256V235H255ZM6 238H7V237H6ZM8 238H9V235H8ZM8 238H7V239H8ZM14 238H15V237H14ZM32 238H33V237H32ZM32 238H31V239H32ZM39 238H41V236H40ZM78 238H79V237H78ZM93 238H94V237L89 238V240H90V239L93 240ZM99 238H101V237H99ZM111 238H112V236H111ZM157 238H158V237H157ZM172 238H173V240H174V238H176V237H172ZM187 238H188V240H189V238H191V237H187ZM187 238H186V239H187ZM192 238H191V239H192ZM253 238H254V237H252V239H253ZM258 238H259V237H258ZM261 238H262V237H261ZM1 239H2V238H1ZM7 239H6V240H2V241H5L4 244L6 243ZM11 239H12V236H11ZM22 239H23V238H22ZM31 239L28 238V240H31ZM49 239H50V238H49ZM52 239H53V237H52ZM84 239H86V237H85ZM133 239H134V241H135V238H133ZM160 239H161V238H160ZM183 239H185V238H183ZM183 239H182V240L180 239V240L183 241ZM191 239H190V240H191ZM198 239H200L201 242H200V240H196V243L199 242L200 244H202L203 242H202L201 237L198 238ZM203 239H204V238H203ZM214 239H215V238H214ZM239 239H242V238H239ZM254 239H255V238H254ZM254 239H253V240H254ZM28 240H27V241H28ZM35 240L38 241V239H35ZM81 240H83V238H81ZM98 240H99V239H98ZM107 240H108V239H107ZM109 240H110V239H109ZM113 240H114V238H113ZM130 240H131V239H130ZM164 240H165V239H164ZM164 240H163V241H164ZM167 240H168V238H167ZM167 240H166L165 242H167ZM170 240H169V241H170ZM173 240L171 241L172 243H174V241H175V240H174V241H173ZM176 240H177V239H176ZM188 240H187V241H188ZM229 240L231 241V239H229ZM245 240H246V239H245ZM245 240H243V243L245 242ZM250 240H251V239H250ZM12 241H13V240H12ZM36 241H35V242H36ZM95 241H96V239L94 238V241H93V242H95ZM99 241H100V240H99ZM105 241H106V240H105ZM144 241H145V240H144ZM156 241H157V239H156ZM163 241H162V242H163ZM185 241H186V240H185ZM187 241H186V242H187ZM206 241H208V238L206 239ZM209 241H210V240H209ZM217 241H218V239H217ZM246 241H247V240H246ZM255 241H256V239H255ZM257 241L260 242L261 240H257ZM7 242H8V241H7ZM13 242H14V243H13V247H14L15 241H13ZM43 242H44V240H43ZM49 242H50V241H49ZM52 242H54V240H53ZM52 242H51V243H52ZM86 242H87V240H86ZM103 242H104V239H103ZM106 242H107V241H106ZM114 242H115V241H114ZM114 242H113V244H114ZM129 242H130V241H129ZM129 242H127V243H129ZM131 242H132V240H131ZM171 242L168 243V244H170L169 246L173 245L174 248H175V245H174V244H171ZM177 242H179V241H176L175 244H176ZM183 242H184V241H183ZM192 242H194V241H192ZM250 242H252V241H250ZM262 242H264V239L262 240ZM21 243H22V242H21ZM29 243H30V242H29ZM33 243H34V242H33ZM33 243H30L29 246L32 247V245H35V243H34V244H33ZM47 243H48V242H47ZM95 243H96V242H95ZM100 243H101V242H100ZM100 243H98V244H100ZM119 243H120V242H119ZM146 243H147V242H146ZM150 243H151V240H150ZM153 243H154V242H153ZM160 243H161V242H160ZM163 243H164V242H163ZM163 243H161V244H162V247H164V246H163ZM188 243H189V244H188ZM188 243H187L188 245H186V246L189 248L191 242H188ZM207 243H209V242H207ZM207 243H206V244H207ZM211 243H212V242H211ZM211 243H210V244H211ZM239 243H241V242H239ZM243 243H241L240 245L242 246ZM248 243H249V242H247V244H248ZM255 243H256V242H254L253 244H255ZM1 244H3V243H1ZM6 244H7V243H6ZM10 244H12V243H9V242H8V245H10ZM88 244H89V245H88ZM88 244H85V245H87V248L89 249V247H90L91 244H90V243H88ZM93 244H94V243H93ZM107 244H108V243H107ZM122 244H123V243H122ZM135 244H136V243H135ZM164 244H165V246L168 248V244H167V243H164ZM181 244L183 245V243H181ZM181 244L178 243L179 246H181ZM192 244H193V243H192ZM197 244H198V243H197ZM203 244H205V242H204ZM226 244H227V243H226ZM228 244H229V243H228ZM249 244L252 245L251 243H249ZM249 244H248V245H249ZM256 244H257V243H256ZM260 244L262 245V243H260ZM21 245H22V247H23V244H20V246H21ZM24 245L26 246V244H24ZM38 245H39V244H38ZM44 245L46 246L45 242H44ZM49 245H51V244H47V246H49ZM85 245H83V247H84ZM94 245H96V247H98L97 244H94ZM114 245H116V243H115ZM124 245H125V244H124ZM140 245H141V244H139V246H140ZM148 245H149V243H148ZM152 245H153V244H152ZM152 245H151V246H152ZM155 245H156L155 247L158 246L157 244H155ZM193 245H195V244H193ZM238 245H239V244H238ZM248 245H247V246H248ZM1 246H3V245H1ZM17 246H18V245H17ZM42 246H43V245H42ZM52 246H53V245H52ZM88 246H89V247H88ZM91 246H93V245H91ZM106 246H107V245H106ZM109 246H110V244H109ZM109 246H108V247H109ZM116 246H117V245H116ZM120 246H121V244H120ZM120 246H119V250H122V249H120ZM176 246H177V245H176ZM225 246H226V245H225ZM243 246H244V245H243ZM245 246H246V245H245ZM245 246H244V247H245ZM257 246H258V244H257ZM257 246H256V248H258ZM6 247H7V246H6ZM18 247H19V246H18ZM18 247H17V248H18ZM27 247H28V246H26V248L23 247V248H24L23 250L25 251V249H27ZM36 247H37V244L35 245V248H36ZM39 247H41V246H39ZM43 247H44V246H43ZM53 247H55V246H53ZM53 247L50 246L48 249L53 248ZM96 247H95V248H96ZM103 247H105L104 244H103ZM152 247H154V245H153ZM152 247H150V248H151L150 250H154ZM162 247H160V245H159V248H161V251H162ZM171 247H172V246H171ZM171 247H170V249L173 248V247H172V248H171ZM182 247L184 248V250L186 249V248L184 247V245L181 246V249H182ZM198 247H199V246H198ZM206 247H207V246H206ZM222 247H223V246H222ZM233 247H234V246H233ZM236 247H237V246H236ZM249 247H250V246H249ZM249 247H248V248L245 247V248L250 249L251 247H254V246H251L250 248H249ZM259 247H260V246H259ZM7 248H8V247H7ZM15 248H16V244H15ZM20 248H21V247H20ZM28 248H30V247H28ZM46 248H47V247H46ZM92 248L94 249V247H92ZM98 248H99V247H98ZM100 248H101V247H100ZM106 248H107V247H106ZM109 248H110V247H109ZM121 248H123V247H121ZM129 248H130V247H129ZM131 248H132V247H131ZM167 248H166V249H167ZM174 248H173V249H174ZM188 248H187V249H188ZM193 248L196 249L197 247H193ZM199 248H200V250H201V252H202L203 248H202V247H199ZM201 248H202V249H201ZM242 248H243V247H242ZM242 248H241V249H242ZM256 248H253V249L255 250ZM263 248H264V246H263ZM1 249H2V248H1ZM13 249H14V248H13ZM18 249H19V248H18ZM21 249H22V248H21ZM21 249H20V250H21ZM38 249H39V248H38ZM53 249H54V248H53ZM90 249H91V248H90ZM125 249H126L125 251L128 250L127 252L130 251V249H128L127 246L125 247ZM132 249H133V248H132ZM142 249H143V250H144V249L146 250V247L143 246ZM157 249H158V247H157ZM157 249H156V250H157ZM166 249H165V250H166ZM168 249H169V248H168ZM187 249H186V251H187ZM208 249H209V252H210L211 249L213 250L212 247H211V249H210V248H208ZM229 249H230V248H229ZM229 249H228V250H229ZM239 249H240V247H239ZM239 249H236V250H239ZM247 249H246V250H247ZM6 250H7V249H6ZM8 250H9V249H8ZM10 250H11V249H10ZM14 250H15V249H14ZM16 250H17V249H16ZM16 250H15V252H16ZM23 250H21V251L23 252ZM30 250H31V249H30ZM32 250L34 251V249H32ZM40 250H41V248H40ZM42 250H43V248H42ZM42 250H41V251H42ZM56 250H57V249H56ZM56 250H53V251L55 252ZM82 250H85V249H81V251H82ZM86 250H87V249H86ZM86 250H85V251H86ZM102 250H103V249H101V250L98 249L99 252H100V251L102 252ZM112 250H113V248H112ZM138 250H139V249H138ZM145 250H144V251H145ZM148 250H149V246H148ZM148 250H147V252L150 251V250H149V251H148ZM156 250H155V253H157ZM158 250H160V249H158ZM190 250H191V249H190ZM190 250H189V251H190ZM196 250H197V249H196ZM200 250H198V251H200ZM214 250H215V249H214ZM222 250H224V249H222ZM230 250H231V249H230ZM230 250L227 251V250L225 249L224 252H225V251H226L227 253H228V252H231ZM242 250H243V249H242ZM259 250H261V249H259ZM259 250H258V251H259ZM12 251H13V250H12ZM12 251H11V252H12ZM33 251H31V253H32ZM36 251H37V250H36ZM41 251H40V252H41ZM50 251H51V249H50ZM91 251H92V249H91ZM96 251H97V250H96ZM98 251H97V252H98ZM103 251L105 252L106 249L103 250ZM189 251H188V252H189ZM194 251H195V250H194ZM204 251H205L204 253H209V252H207V249L204 250ZM233 251H235V250H233ZM240 251H241V250H240ZM240 251H239V252H240ZM244 251H245V250L241 251V254H240V255H242V257H243V255H244V254H242V252H244ZM247 251H248V252L245 251V252L247 253V255H248V253H250V252H252V254H256L255 252H257V251H254V253H253V251H250V250H247ZM249 251H250V252H249ZM4 252H5V248H4ZM4 252L2 251L3 254H4ZM8 252H10V251H8ZM15 252H14V254H16ZM17 252H19V251H17ZM25 252H26V251H25ZM29 252H30V251H29V249H28L27 252H26L27 254L25 253V255L27 256ZM42 252H43V251H42ZM78 252H79V251H78ZM93 252H94V250H93ZM101 252H100L99 254H102V253H103V252H102V253H101ZM108 252H109V250H108ZM115 252H119V251H118V248H117V250H116ZM115 252H110V253L105 252V254L107 253V254H109L108 256H110L111 253H115ZM122 252H123V251H122ZM122 252L120 251L119 253L121 254ZM137 252H138V251H137ZM137 252H136L135 254H137ZM140 252H141V251H140ZM142 252H143V251H142ZM151 252H152V251H151ZM151 252H150V253H151ZM163 252L165 253L164 249H163ZM167 252H168V251H167ZM182 252H183V251H182ZM190 252H193V251L191 250ZM195 252H197V251H195ZM195 252H194V253H195ZM201 252H200V254H201ZM211 252L213 253V251H211ZM239 252H238V253H239ZM5 253H6V252H5ZM20 253H21V252H20ZM23 253H24V252H23ZM36 253H37V252H36ZM46 253H48V252L45 251L44 256H43V253H41V254H42L41 257H42V256L45 257V255H47ZM49 253H50V252H49ZM52 253H53V252H52ZM125 253H126V252H125ZM129 253H130V252H129ZM145 253H146V252H145ZM164 253H163V254H164ZM197 253H198V252H197ZM204 253H203V254H204ZM212 253H210L211 256H212L213 254H215V252H214L213 254H212ZM216 253H218V252H216ZM238 253H237V254H238ZM9 254H10V253H9ZM29 254H30V253H29ZM32 254H35V252L32 253ZM32 254H31V255H32ZM56 254H57V253H56ZM89 254H90V252H89ZM116 254H118V253H116ZM116 254H115V255H116ZM127 254H128V253H127ZM143 254H144V253H143ZM167 254H169V252H168ZM172 254H173V253H172ZM179 254H181V253H179ZM179 254L176 255V256L179 257ZM183 254H185V252H183ZM186 254H188V253L186 252ZM200 254H197V256H196V253H195L194 255H195L196 257H194V256L192 257V259H194V258H197L198 256H200V257L197 258V259H198L197 263H198L199 261L202 262L201 257H203V256H201L202 254H201V255H200ZM229 254H230V253H229ZM237 254H236V255H237ZM250 254H251V253H250ZM250 254H249V255H250ZM0 255H1V253H0ZM6 255H7V253H6L4 256H2V257H5ZM17 255H18V254H16V256H17ZM51 255H52V254H50V257H52ZM77 255H78V254H77ZM91 255H92V252H91ZM91 255L89 256L90 259L92 258ZM93 255H94V254H93ZM103 255H104V254H103ZM112 255H113V254H112ZM112 255H111V258H112ZM125 255H126V254L123 253V256H122V255H120V256H122V258H123V257H126V256H127V255H126V256H125ZM129 255H132L131 258H133V254H129ZM153 255H154V254H152V257H153ZM170 255H171V250H170V254H169V256H170ZM181 255H182V254H181ZM189 255H190V254L186 255V257L184 256L185 259L187 258V256H188V258H190ZM204 255H205V254H204ZM208 255H209V254H208ZM208 255H206V257H207ZM220 255H221V254H219V256H220ZM249 255H248L247 257H245L246 255H244V258H248V257L250 258ZM10 256H11V258H12V255H10ZM75 256H76V255H75ZM78 256H79V255H78ZM78 256H77V257H78ZM80 256H81V255H80ZM97 256H98V254H97ZM105 256H106V255H105ZM105 256L102 257V258L104 259ZM108 256H107V257H108ZM118 256H119V255H118ZM118 256H117V258H120V257H118ZM143 256H144V257H147L148 255L145 256V254H144ZM143 256L140 257V258H143ZM160 256H161V253H160ZM160 256H159V257H160ZM166 256H167V255H166ZM172 256H173V255H172ZM174 256H175V254H174ZM211 256H210V257H211ZM217 256H218V255H217ZM223 256H224V255H223ZM256 256H257V255H256ZM0 257H1V256H0ZM7 257H9V255H8ZM7 257H6V258H7ZM23 257H25V256L23 255ZM29 257H30V256H29ZM29 257L27 258V260L29 259ZM32 257H33V256H32ZM36 257H37L38 259H40V258H39L40 256L37 255ZM113 257H114V256H113ZM135 257H136V255H135ZM135 257H134V258H135ZM156 257H157V256H156ZM161 257H162V256H161ZM177 257H176V260L179 259V258H177ZM206 257H204V259H206ZM213 257H214V255H213ZM221 257H222V255L220 256V258L218 257V258H219L218 260H219V261L221 260V263L223 264V262H222V259H223V258L221 259ZM263 257H264V256H263ZM6 258H5V259H6ZM16 258H17V257H16ZM19 258H20V257H19ZM45 258H46V257H45ZM94 258H95V256H94ZM96 258H97V257H96ZM99 258H100V257H98L97 259H99ZM111 258L109 257L108 262H109L110 260L112 261V260L116 259V258H114V259H111ZM122 258H121V259H122ZM129 258H130V256H129ZM136 258H137V259H136ZM136 258H135V259L138 260V255H137ZM163 258H165V256H164ZM172 258H173V257H171V259H172ZM182 258H183V257L181 256L180 261H181ZM208 258H209V257H208ZM215 258H216V256H215ZM231 258H232V257H231ZM249 258H248V260H251V259H252V258H251V259H249ZM253 258H254V257H253ZM5 259H4V260L2 259V260L5 261V262H7V261H8V258H7V260H5ZM20 259H21V258H20ZM23 259H25V258H23ZM49 259H50V258H49ZM92 259H93V258H92ZM106 259H107V258H106ZM123 259H124V258H123ZM125 259H128V258H125ZM154 259H155V258H154ZM173 259H174V258H173ZM173 259L171 260V264H172V263L175 264V262H172ZM183 259H184V258H183ZM185 259H184V260H185ZM197 259H194L195 262H196ZM200 259H201V260H200ZM204 259H203V260H204ZM211 259H212V258H211ZM225 259H226V258H225ZM233 259H234V258H233ZM256 259H257V258H256ZM30 260H32V259L30 258ZM75 260H76V259H75ZM88 260H89V259H88ZM94 260H95V259H94ZM136 260H135V261H136ZM143 260H146V259L144 258ZM148 260H150V258H149ZM155 260H156V259H155ZM155 260H153V263H154ZM157 260H158V259H157ZM157 260H156V261H157ZM162 260L164 261V259H162ZM162 260H161V258H160V261H162ZM165 260H167V259L165 258ZM176 260H174V261H176ZM184 260H183V261H184ZM187 260H188V262H189V264H190L189 259H187ZM208 260H209V259H208ZM208 260H207V261H208ZM227 260H228V257H227ZM227 260H226V261H227ZM230 260H231V259H230ZM244 260L246 261V259H244ZM14 261H15L16 263H18L17 261H19L18 258H17V260L15 259V255H14ZM14 261H12V262H14ZM42 261H44V260H42ZM54 261H55V260H54ZM101 261H102V260H101ZM106 261H107V260H106ZM129 261H130V259H129ZM139 261H140V260L136 261L135 263L138 262V263L140 264V263L142 262V260H141L140 262H139ZM150 261H151V262H149V263H152V260H150ZM158 261H159V260H158ZM178 261H179V260H178ZM178 261L176 262V264L178 263ZM180 261H179V264L181 263ZM213 261H214V259H213ZM219 261L216 262V259H215L214 262H216V264H217V263L219 264ZM223 261H224V263H227V262H228V261L225 262V260H223ZM233 261H237V260H233ZM241 261H242V260H241ZM241 261H240V262H241ZM251 261L253 262L254 260H251ZM251 261H250V263H252ZM263 261H264V260H263ZM263 261H262V262H263ZM20 262H22V261H20ZM20 262H19V264H20ZM31 262H32V261H31ZM38 262H39V261L37 260V264H39ZM80 262H81V261H80ZM112 262H114V261H112ZM112 262H111L110 264H112ZM124 262L127 263L128 260H127V261L125 260ZM143 262H145V261H143ZM188 262H186V263H188ZM191 262H192V260H191ZM200 262H199V264H201ZM208 262H209V261H208ZM210 262L213 263L212 260H211ZM229 262H230V261H229ZM231 262H232V261H231ZM231 262H230V263H231ZM242 262H244V261H242ZM255 262H256V261H254L253 263L255 264ZM258 262H259V260H258ZM1 263H2V262H1ZM91 263H92V262H91ZM114 263L116 264V262H114ZM114 263H113V264H114ZM121 263H122V262H121ZM121 263H120V261H119V264H121ZM129 263H130V262H129ZM129 263H128V264H129ZM138 263H137V264H138ZM164 263H165V262H164ZM164 263H163V264H164ZM166 263H167V262H166ZM197 263H196V264H197ZM221 263H220V264H221ZM230 263H229V264H230ZM234 263H235V262H234ZM245 263H246V262H245ZM250 263H249V264H250ZM253 263H252V264H253ZM2 264H4V263H2ZM6 264H9V263H6ZM10 264H11V261H10ZM31 264H32V263H31ZM34 264H35V263H34ZM42 264H44V263L42 262ZM50 264H52V262H51ZM84 264H85V263H84ZM131 264H132V262H131ZM145 264H147V263H145ZM154 264H155V263H154ZM156 264H157V262H156ZM184 264H185V263H184ZM192 264H194V262H193ZM205 264H207V263H205ZM208 264H209V263H208ZM236 264H238V262H237ZM239 264H241V263H239ZM246 264H247V263H246ZM257 264H259V263H257ZM260 264H262V263H260Z\"/></svg>",
	"mask_w": 264,
	"mask_h": 264
}]
</instances>
